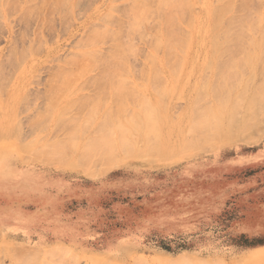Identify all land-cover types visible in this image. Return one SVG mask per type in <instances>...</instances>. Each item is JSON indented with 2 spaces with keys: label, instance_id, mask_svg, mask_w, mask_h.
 Returning <instances> with one entry per match:
<instances>
[{
  "label": "rangeland",
  "instance_id": "obj_1",
  "mask_svg": "<svg viewBox=\"0 0 264 264\" xmlns=\"http://www.w3.org/2000/svg\"><path fill=\"white\" fill-rule=\"evenodd\" d=\"M17 1H18V3H17ZM67 1L68 2L66 5H69L72 2L71 0L70 1L67 0ZM87 1L86 0H74V4H73V7L70 11V14H66V16L64 15L65 17H67V15H68L67 18L64 17L65 20L67 19L65 21V22H67V24H63V25H65V27L63 26L64 29L62 28L63 22H61L57 19V15H56V17L54 14L49 15V13H50L49 10L55 9L56 6L51 5L50 7L48 6L49 8H47V7L43 8L42 13H40L39 12L40 10L37 8L36 10H38V13H40V15H44V17H43V24L40 28V31H41L39 33L40 35L38 34L37 37L34 38L35 36L32 34H33L34 29H36V26L38 25L34 19L36 17V14L38 15L37 11L34 9L36 7H33V5L35 6V2L32 3L29 0H21L20 2H19V0H10V2H12V5L13 4L15 5V7H14V5L11 6L9 0H7V1L0 0V25H1V27H0V68L5 66L4 67L5 69H2V72H0V249L1 250L3 249L2 251L0 250V252H1L0 264H19L20 263L19 261H22L20 264H24L28 259H29V261L26 262V264L27 263L29 264L30 260H31L32 264H34V263H36V264H67V263L68 264H72V263L73 264H110V263H112V264H129V263H131V264H145V263L146 264H171V263L172 264H177V263H179V264H185V263L186 264H202V263L203 264H264V126L262 125V124H264V121L261 122L262 124H260L259 126H257V127L255 126V128L253 126H251V127H253V129L257 128L256 129L257 132L255 130H253L251 127H249V129L252 130V131H250L248 129L249 132L251 133V135H249L250 133L247 131V133H249L248 136L246 133L244 134V132H243L242 133L243 135L241 134L242 138H240L239 133L234 135V139H233V136H231L230 139L229 138L226 139V137H224V139H222L220 141L217 140V142L215 144H213V147H211L208 150L207 149H204V150L198 149V150H194V152L191 151L193 154L191 153L186 158L183 157V156H185L184 154L182 156L183 151L187 150V147H188V146L187 147L184 146V144H185L184 142H186V140L188 141L190 139L189 138L190 134L188 133V135L185 136V133H187V131L189 130L192 134L194 132V130H197V128H198L197 124H198L199 115L198 116L196 114H194L195 116L192 115V113H194L191 110L192 108L195 109L193 111H195V113H197V114L202 113L203 112L202 110H204L203 114H206L207 128L210 132H213L212 131L213 129L210 130V128H211V125L215 124V122H213V120H211V122H213L211 124L209 122L210 121L209 118L210 119L215 118L214 120L216 121V123H218L222 120L224 122L223 125L225 126V128L223 127L221 129L223 130V133H225V132H227L226 127H227V122H228V120L226 121L225 119H227L228 113L230 114L233 111H235L234 110V108L236 107L235 104L238 105L237 103L241 99V98L239 99L237 97L238 98V100H237V98H235L236 95H239L238 91L241 92V90L243 89L244 91L242 90V92H246L245 94L248 95V97L244 96V94H243V96L241 95V97H243L242 98L243 101H246V97L250 98V96H251L250 94L252 93V89H254L253 87L256 85L255 83H257L258 86L263 88L262 90L264 91V83L261 82V81H263V80H261V78H262V76H264V74H261L262 70H263L262 67H264V49H263V47H260L261 42H262L260 40L262 37H264V35H261V34H263L264 31H263V33H260L258 31V30L262 31V27L264 25V21H263L264 20V1L263 0H261V1L260 0H254V1H256L254 3V1L249 0L251 3L248 2L246 4L245 2L248 0H246V1L244 0L245 2L242 0H232L234 2V5L246 4L248 6L247 8H243V6H242V8H243L242 11H240L241 9L239 8V11L242 12V13H240V15L242 14L241 16H243V13L246 15L248 14L247 17L248 18L250 17L249 21H251V19H252L251 24L252 23L255 24V22H258L255 25V29L257 30L255 33V36H254V34H252L254 27L250 26V29H248V27H249L248 24L250 22L248 24L243 23L244 26L242 25V28L245 26H246L245 28H247L246 30L244 28V33H247L249 36V38H247L245 36L247 38V41L252 39L251 44H248L250 41L247 42L244 37H243L244 39H241L240 34H239L237 29H236V31H235V29L234 30L232 29V31H231V29H230L231 27L237 28V26L240 25L239 23L236 24L235 21L230 23V25L227 24L223 27H219V28H215V29H209L207 16L205 17L203 14V6L201 5V1L191 0L189 5L191 7L190 15L194 19L193 20L194 21L193 29L192 28L190 29L188 24H187V26L185 25V22H184V21H186L185 18L186 19H187V17L190 18V16H188L187 12H186V14H185V12L183 14V16L186 15L185 18L183 17L184 21H180L179 23L177 22L178 24H177V26H175L177 28L180 27L179 30L182 28L180 33L177 32L179 30H177V31L175 30V31H176V33H178L177 34L178 38L181 37L180 46L183 45L182 47H184V49L183 48L181 49L180 47H178L176 45V43H178V40H172V38L169 39L172 42V44L169 40L164 41L166 43V46H165V43L163 42V40L165 39V36H166V34L164 36V32L167 29L165 27L163 28V21L161 20V22H160L159 15L155 11L156 0H154V1L151 0L152 2H149L150 8H151V14L147 13V15L149 14V15H152L153 17L146 15L147 18L145 19V21H147V20L148 21L145 23L143 21V19H144L143 18L144 17L143 12H145V11H143L144 9H142L139 6V4L141 1H142V3H144V1H146V0H144V1L143 0H130V1L129 0H117V1L116 0L115 1L114 0H106V1L105 0H102V1L101 0H89L88 3H87ZM211 1H214V0H211ZM78 2L81 5L78 4ZM124 2L129 3V4H125ZM154 2H155V4H152ZM21 3H23V5ZM26 4H28V5H26ZM75 4L78 6H76ZM215 4H217V3H215ZM2 5H3V7H1ZM131 5L132 6L136 5L137 10L134 11L135 9L133 7L134 10H133V12L130 13V12H128V10H131V8H132ZM28 6L33 7L31 10H29L30 11L29 13H28V9H27ZM115 6H116V9H115ZM117 6L119 8H117ZM249 6H253V9H252V7H249ZM16 7H18V8L16 9ZM25 7H26V9H24ZM13 9L16 11H14ZM118 9H120V10H118ZM124 9L129 14L125 13ZM138 9L139 10L142 9L140 11H143L141 14V15H143L142 17L140 15L139 16L137 15L140 18V20H142V22H141L142 26L140 23H136L133 25L134 22H137L139 20V18L137 16H134V17L138 18V19L135 18L136 20L133 17H130L131 15H133V13L135 15V13H137V11H138V13H140ZM168 9H170V8H168ZM247 9H248V11H247ZM5 10H6V12H5ZM32 10L33 11L35 10V12H33ZM145 10L147 12V9H145ZM74 11L75 12L77 11V12L74 14ZM239 11H236V12L239 13ZM256 11H258V12H256ZM8 12H10V13H8ZM32 12L34 15L31 14V15H33V17L32 16H31L32 18L30 17L31 21H28V25L24 24L23 21H20L22 15H24L25 13H26L25 15H27V14H30ZM100 12H102L103 14ZM115 12L117 13V15ZM122 12H124V13H122ZM154 12L156 13L155 15L153 14ZM6 13H7V15H6ZM106 13H108V15H110L111 17H109L108 15L107 16L109 18L105 17ZM110 13H112V14H110ZM166 13H167V10H166ZM238 13H237V15H238V19H239L240 15ZM8 14H10V15H8ZM234 14L228 13L225 16V18L233 17ZM255 14L256 15L258 14L259 16H256ZM261 14H262V17H261ZM69 15H70V17H69ZM90 15H93V17H94V19H92V21H91L92 25L94 23V25H96V27H93L94 25L93 26L91 25L93 28L89 25H88L89 27L87 25L83 26L86 18ZM6 16H7V18H6ZM17 16H18V18H17ZM154 16L155 17L157 16V17L155 18ZM114 17H115V19H114ZM150 17H151V19H150ZM244 17H243V19H244ZM247 17H245V18L248 19ZM100 18L103 21H101ZM103 18H106V19L104 20ZM110 18H111V20H109ZM117 18L119 19V22H117V23L120 24V21L123 20L122 22L125 23V24H123L124 27H128V28H121L122 26L121 27L118 26V24L114 21ZM258 18H261V19H258ZM118 19H117V21H118ZM235 19H237V18H235ZM246 19H244V20H246ZM254 19H256V20H254ZM127 20H128V22H127ZM187 20L189 21V19H187ZM18 21H20V22H18ZM47 21H50V22L47 23ZM57 21H59V23H57ZM188 21H186V22H188ZM104 22H106V23H104ZM111 22H114L117 25V27L114 23H112L113 25L110 24ZM239 22H240V20H239ZM121 25H122V23H121ZM161 25H162V27H161ZM99 26L101 28L100 30H99ZM155 26L158 28V29L157 28L155 29L158 31V32L156 31L158 34L154 30ZM129 27H131V28L129 29ZM134 27H137L138 29L136 30V28H134ZM141 27H142V29H141ZM152 27H153V29H152ZM224 27L227 30H229V29L230 30L226 32V29H224ZM95 28H98V29H95ZM102 28L105 29V30H103V32H105L108 28L107 31L109 33L110 32L111 33L110 34H103V32H101L102 34H99L100 31L102 30ZM114 28H116V30H114ZM162 28L166 29V30H163ZM242 28L240 27V29H242ZM117 29L119 32L117 31ZM120 29H121V35L125 34L127 37L126 36L124 37L121 35L118 36V34H120ZM169 29H171V31L172 30L174 31V27H170ZM86 30L88 33L85 32ZM97 30H99V31H97ZM123 30H124V32H123ZM187 30L191 31L190 32L191 39L188 41H186L185 38L183 39V37H184L183 35L186 34L183 31H187ZM223 30H225V33L227 36L228 35L232 36V35L236 34L238 37V41L241 40L242 43H240V41L238 42L236 38L232 39L236 43L233 45V41L230 39V37L226 38V40L228 42H229V40L232 41L231 42L233 45V46L231 45L232 49H235V47L236 48H238V47L244 48L242 52H244L247 56V58L245 57V59L243 56H241V57H243L244 61H241V59H238V58H240L241 54L238 53L239 56L237 54H236L237 56H235L232 54L233 53L232 49H230V51H229V47H227L228 44L225 45V43H224L226 40L223 41L222 39H220L221 41H218L217 43H214L212 41L214 39V37L219 35V33H222ZM90 31H91V33H92V31L94 32L93 36L95 35V32H97L96 34H98V36L95 35V37L89 36L91 41L89 38H87L88 35L91 34V33H89ZM129 31H135L137 34H134L135 32H129ZM141 31L145 32V33L142 34ZM173 31L170 33H173V35L175 34L174 36H176V33H174L175 31L174 32ZM211 31H213V32H211ZM249 31L251 32V34ZM84 32L86 33V35H84ZM108 32H106V33H108ZM114 32L117 33V35ZM215 32H217L218 34ZM230 32L231 33L236 32V33L231 34ZM259 33L262 36L260 38V40H259L260 36L258 37ZM22 34L25 37H23ZM114 34L116 35L117 38L120 37V39H121V37L127 38V39H125L126 43H127L128 39L131 38L132 40L130 42L128 40L129 43L125 44V42L122 43L124 40H122V41L116 40V37H113ZM144 34L148 35V39H146L147 36L145 37ZM100 35H103V37L110 35L111 38L108 37V38H105L104 41H102L103 38ZM128 35H130V36H128ZM133 35H134V37L136 36L137 41H136V38L131 37ZM244 35H246V34H244ZM20 36H22L24 39ZM28 36H31L30 40L31 39L34 40V42L31 40L33 42V44H31L32 42L30 44H28L30 42V40L27 43ZM143 36H144V38H142ZM19 37H20V39L22 38L21 40L19 39L20 41H18ZM40 37L43 39H40ZM80 37L82 38V41H81ZM98 37L99 38L101 37L102 39L101 38L99 39ZM10 38H12L11 42H10ZM37 38H38V40H36ZM95 38H97L98 41ZM255 38H257V42L255 41L256 40ZM78 39H80V40H78ZM83 39H85L84 42L87 41L86 43H88V41H90V43L92 42L93 44L89 43L87 45L86 43H81V42H83ZM134 39H135V41H133ZM139 39L141 40V42L138 43ZM105 41L107 42L106 44H105ZM131 42L133 45L136 46V48L137 47L140 48L139 51H138V48L136 49L135 47H133L132 44H130ZM144 42H148V43H146L147 45ZM179 42H180V39H179ZM221 42L224 43L223 46H222ZM9 43H11L12 45H10ZM34 43H35V45H34ZM113 43H115V44L116 43H119V44L122 43V45H125V46L130 45L128 47L129 48L131 47L130 48L131 50L133 47L134 51L133 50L128 51L129 54L126 53V56L123 57V58H126L125 59L126 61H128L130 59L128 62H126L124 60L126 63L130 62V66H129V64H126L123 60H121L123 58L120 57L121 58L120 60L123 61L125 64L119 60V56L121 54H123V52L125 50H127L128 47H126V49H125V46L122 47V45L116 44L115 46L117 48H118V46H120V47H122V51L124 50L123 52L119 53L120 55H118V53L116 55V52H118L119 49H118V51H116L115 50L116 48H115ZM158 43L160 44V50L159 51H158V49L154 48V45L155 44L158 45ZM167 43L170 44V47L167 45ZM211 43H213L217 47H219L220 50L218 48L217 51H215L216 46L211 44ZM15 44H16V46H13ZM20 44L21 45L24 44V45H22L23 49H25V51L22 49L24 52L22 50H20L21 49ZM25 45L27 46L26 48L24 47ZM28 45H31V46L33 45L35 48V49H33V48L30 49V54L28 53V51H26L27 48L29 47ZM39 45H41L42 47L41 46H40L41 48L38 47ZM156 45H155V47L159 48V46L157 47ZM172 45L176 46L178 50L176 49V47H174ZM212 45L214 48H212ZM256 45H258L257 47L258 48L260 47L261 50L263 49V52H261V54L259 52V51H261L260 48L259 49L255 48ZM31 46H30V48H31ZM110 46H111V48H110ZM162 46H163V48H162ZM108 47L111 49V51L108 49ZM189 47H190V49H189ZM210 47L213 49L212 54H209L210 53L209 51H211ZM223 47H224V49H223ZM246 47H248V49ZM39 48L41 50H39ZM45 48H46V50L50 51L49 55H51V56L46 57L47 54L45 52L46 51ZM112 48H114V50L116 51V52L114 51V53H115L116 57L118 56L117 58L122 64H120L119 61L116 60L115 57L113 56L114 54H112L113 53ZM166 48L169 50L171 49L170 52L172 51V49H174L173 51H174L175 55L180 57V58H176L177 56L175 57L176 59H179V62H176L179 65L174 64L178 69L177 72L174 71V70H176L174 68L175 66L172 67V69L169 68L171 66H169V63L167 62V60L165 58H168V59H169V57H170V59L174 58L172 56V55H174V53L168 54L169 51L167 52ZM9 49L10 50L12 49V51H10ZM135 49L138 52H136ZM179 49L182 52V54L179 52ZM227 49H228V51H227ZM253 49L255 51H253ZM34 50H36V51H34ZM90 50L91 51L95 50L96 53L99 52L98 56L99 55L101 56V57L99 56L101 60L104 57L111 59V57L113 56L114 62L111 61V64H112L111 65L110 60H109L108 61L109 65H106V64L104 65L103 63H101L103 60L102 61L100 60V63L103 64L105 67L104 68L101 66L102 69L99 68L100 70L97 69V67H96L97 65L96 66L91 65L93 62L91 64L89 63L91 61H88V64H86L87 62H85V64H86L85 66L91 65L90 66L91 70L87 71L85 68V73H83V75H81L82 70H83L82 68L84 67L83 66L84 65V63H83L84 59L81 58L82 56L81 57H79V56H80V54L83 55L84 57L88 56V54H89V57L90 56L94 57V55H97L96 53H94V55L90 54L89 53V52H91ZM97 50H98V52H97ZM105 50H106V52H105ZM165 50L167 52L166 54L164 52ZM14 51H15L16 57L14 56L15 58L13 57L10 59V57H12V56L11 55L7 56V55L11 54ZM109 51L112 54L111 56H110V53H108ZM154 51H158V52L156 53ZM220 51H223L222 55H221L222 52H220ZM238 51H239V49H238ZM31 52H33V54H31ZM73 52H74V54L76 53L74 56H73ZM131 52H134V53H131ZM143 52H145V53H143ZM215 52H216V55L214 54ZM218 52H220V53H218ZM239 52H241V49ZM22 53H25V56L27 55L26 57L23 55L22 60H24V62H21L19 60L20 58L19 59L17 58L18 56L21 57ZM85 53H87V54L85 55ZM107 53L109 54V57H108ZM146 53H148V56L149 55L150 56L148 57L147 55H145ZM162 53H163V55H162ZM235 53H237V52H235ZM103 54H105V55H103ZM141 54L142 55L144 54L146 57L141 56ZM245 54H242V55H245ZM195 55H196V57H194ZM218 55H219V57L221 56V58H222V56H224V58L225 57L233 58L235 56L233 58V60L230 62L233 64L234 70L238 74L236 73V75L234 76L231 73L230 79H232L233 76H234V78L236 77V79L239 78L240 82L238 80L237 81L243 85L244 83H246L244 81L247 80V78H248V80L250 78H253V77H250V75L253 74L252 76L257 78L261 74L260 75L261 77L259 76V80H261V81H258V79L257 80L251 79L252 84L250 83V85L251 86L254 85V86H252V88H250L251 87L250 85L249 86L246 85V86H248V88H247V87H245V84H244V88L237 86V89H235L236 88L235 83H238V82H235V83L232 82L234 80L233 79L231 81L232 83H234L233 89L231 88L232 86L229 83L231 87L229 85H227L230 88L227 87L226 90L227 89H229V90H227L228 92L225 91V93H229V95L227 94L228 97L226 95L222 96V98L224 97V99H222L223 102H221L222 101L221 96L219 97V95H222V94H221V91L219 90L220 88H218L217 86L223 83L224 88H225V86H226L225 83H226V81H228V80H226L227 74L229 75V73L231 72V69L229 68L227 70L226 69L227 66L225 68V65H219L218 64V63H220V59H221V58H218ZM56 56H58V58ZM102 56H104V57L102 58ZM127 56H129L131 58H128ZM253 56H254V58H252ZM5 57L9 58V59L7 58V61L9 62L8 64H11L10 62L12 60L11 66H14L13 68L8 67L10 65H7ZM53 57H56V61ZM198 57H200V58H198ZM65 58H66V60H65ZM69 58H70V60H69ZM88 58L85 57V60L90 59V58L89 59ZM95 58H97V57H95ZM211 58L214 59L215 61L218 58L219 62L217 63V61H216L215 62L216 65H215L214 61ZM249 58H250V61L248 63L247 62L248 60L247 61H245V60L249 59ZM50 59H52V60L50 61ZM132 59H134V60H132ZM225 59L222 58V61L224 60V64H225ZM60 60H61V63H60ZM62 60L68 61V64H66L67 62H63ZM94 60H96V59H94ZM115 60H116V62H115ZM163 60H165L167 62L166 63L164 61V64L166 63L165 65L162 63ZM206 60L208 61V65L211 66V67L209 66V68H211L209 70H207L208 67L206 68V65H207ZM252 60H253V63H251ZM257 60H261V61H257ZM79 61H81V62L83 61L82 62L83 65L81 63H79ZM105 61H107V59H105ZM168 61H170V60H168ZM171 61H172V59H171ZM76 62L79 66L82 65V67H80L82 70H79V71H81V74L76 72L77 71L76 68H74V69H76V71H75L72 68V66H69L70 63H76ZM95 62L98 63L99 59L96 60ZM148 62H150V63H148ZM186 62H189V63H186ZM226 62L229 63V61H227V60H226ZM257 62H258V64H255ZM259 62L263 63V64L262 63L260 64L261 67L258 66ZM20 63H22V64H20ZM97 63H95V64H97ZM153 63H155L156 65H154ZM231 63H229L228 66L232 65ZM116 64H118L119 68L122 65H124L126 68L123 67V70H121L122 67H121V69H119L118 66H116ZM161 64H163V65H161ZM217 64L219 66H217ZM127 65H128V67H127ZM53 66L56 68V70L59 74V75H57V73L55 71V75H57L56 77L59 80V81L57 80L58 85H61L60 81L64 82L62 84L64 87L62 85L60 86V88L62 87L61 89L56 86V88L58 90L59 89L63 90V92L61 91V95H60V91L59 92L53 91L54 93H51L53 88H55L54 86L56 85V84L55 85L52 84V82L55 83L53 80H56V77L54 79L53 76H50L51 75L50 73L53 72V68H51ZM56 66H60V67L62 66L63 70H62V68L60 69L59 67L57 68ZM107 66H109V67H107ZM213 66H215V67L213 68ZM246 66L247 67L253 66L252 68H250L252 70H250L249 68H246ZM90 67H88V69ZM94 67H96V68H94ZM106 67H107L108 74L110 71L109 76L113 75L115 72V75H117V76H114V78H116V77L119 78L120 76L122 78V74H123L124 81L126 79V81L128 82V85L126 84L127 85L126 87H128V88H125L123 86L124 90L122 91V89H123L122 88L121 91H119V88L122 87V85H119V88H116V91L118 90L119 93L118 92L116 93L115 89H113L116 86L113 87V85L115 84V82L117 83L119 81V82L123 83V81L120 80V78L119 79L116 78V81H115V79L113 78V80H112V82H114V84H113L112 82H110L112 77L111 78L108 77L109 78L108 79V78H106V76H102V74L103 73L105 74V72H106V70H105ZM145 67H146V69H145ZM148 67H150L149 70H148ZM243 67L246 68V70L244 69L245 71L248 72V70H249V72L245 73L244 70H242ZM21 68H24V70L27 72H23V73L19 72L18 73V71ZM33 68H35V69H33ZM80 68H78V69H80ZM173 68H174V70H173ZM202 68H204L203 71H202ZM215 68L218 71H216ZM236 68L241 69L243 71V74H240L239 70ZM253 68H254V70H253ZM260 68H262V70H260ZM59 69L61 71H64L66 69L64 71L65 73L66 72L69 73V71H67L68 69L70 70V72L72 70V72L69 74H71L73 76L70 77V75L68 74L69 77L68 76L64 77V75L62 74L63 72L61 73L58 71ZM6 70H8V71H6ZM9 70H11V71H9ZM93 70H94V72H93ZM97 70H99V72H102V71H105V72L100 74V73H97L98 72ZM171 70L173 71V74H175V76L172 73H170ZM232 70H233V68H232ZM257 70H259V72ZM28 71H30V72H28ZM74 71L76 74L80 75V79H78L79 75H77L78 76V78H77L76 75L73 74ZM111 71H113V74H111L112 73ZM120 71H123V72H120ZM130 71H133V72H130ZM150 71H151V73H155V74H150L149 73ZM228 71H230V72H228ZM157 72H160L161 75L160 74L158 75ZM219 72H221V74H219ZM91 73H92V75H91ZM143 73H147V74H143ZM178 73H179V75H178ZM180 73H182L181 76H180ZM203 73L205 74L206 86H205V92L203 91L204 93H201V94L204 95V98L206 97L205 100L207 99V102L209 101L208 102L209 104L205 103L207 106L205 104L202 105V103L200 101L201 105L204 107V108L203 107L200 108L201 105L199 106V101L197 99H195V98H197L198 94H194V93H195V91L197 93L201 92V90L199 88H202V87H199V86L201 85V83L204 85V83L201 82L202 81L201 79L204 76V75L202 76ZM209 73H211V74H209ZM263 73H264V71H263ZM98 74H100V76ZM108 74H105V75L108 76ZM257 74H259V75H257ZM216 75L218 77L226 75V77L224 76L226 81L223 80L222 83L219 82L221 77L220 78L217 77L218 78V80H217V78L215 77ZM49 76H50V78H49ZM60 76L62 77L61 80H60ZM208 76H210V77H208ZM51 77H53V79ZM103 77L106 79V81H104L105 79ZM213 77H215V80L218 81V83L215 82L216 85H215V83H212ZM243 77L245 78L244 81H242ZM206 78H207V80H206ZM48 79L51 80L52 82H49ZM64 79L66 82L64 81ZM67 79H69L71 82ZM228 79H229V76H228ZM81 81L84 82L85 84L82 83ZM86 81L87 82L89 81L91 83L92 87H90V85H89L90 83L88 82L89 83L88 84ZM126 81H125V83H127ZM67 82H70V83H67ZM107 82H109V84H107ZM101 83H104V84H101ZM177 83H178V86L176 85ZM209 83H211V84H209ZM46 84L49 86H47ZM65 84H66V86H65ZM79 84H81L85 89L83 87H81ZM247 84H249V83H247ZM100 85L101 86L104 85V87H101ZM212 85H214V88L217 89L216 93L218 94L217 96L220 98V100H219V98L217 100V97H216V99L214 98L215 100L212 99V97H215V95L212 96L211 92H210V88ZM44 86H46V87H44ZM71 86H73V87H71ZM47 87H49V88H47ZM50 88L52 90H50ZM64 88H66V89H64ZM102 88L107 89V90H105L106 92L103 91L104 89L101 90ZM212 88H213V86H212ZM214 88H213V91H215ZM91 89L93 90L95 95L93 93H91L92 92ZM96 89H100V90L97 91ZM128 89L134 90L135 93L131 90H128ZM162 89H163V91L165 90L167 93L165 91L164 92L161 91ZM198 89H199V91H197ZM245 89L248 92L249 91H251V92L247 93V91ZM44 90L45 91L47 90V91L45 92ZM67 90H69V91H67ZM113 90H114L115 94L113 93ZM231 90H232V92H231ZM262 90L260 92H263ZM64 91H65V93H64ZM100 91H101V93H100ZM128 91H129V94H131V92L133 94H131L129 96ZM253 91L257 95L260 94L261 96L264 97V95H263L264 92L258 93V91L256 89H254ZM38 92H41V93H38ZM43 92H45L46 94H44ZM28 93L31 96H29ZM37 93L41 94V95H38ZM71 93H74V94L71 95ZM191 93H193V94H191ZM205 93H206V95H205ZM57 94L60 97H57ZM101 94L102 95L105 94V96H103V98H102ZM112 94H113V97L111 99L110 97L112 96ZM117 94H118V97L114 96ZM43 95H44V97H41ZM54 95L57 97V102H56V97ZM133 95L136 98H134ZM163 95H164V97H163ZM199 95H200V93H199ZM52 96H54V97H52ZM86 96H90V97H86ZM120 96L122 99L120 98ZM254 96H256V95H254ZM77 97H78V99L76 100ZM92 97L94 99H92ZM104 97H106V98H104ZM225 97H227V98H225ZM18 98H19V100H18ZM70 98L75 99V101H79V102H77V105L75 104L73 106H69L68 102L71 101ZM81 98H82V100H81ZM85 98H86V100H85ZM87 98H88V100H87ZM100 98H102V99H100ZM117 98L119 101L121 99L120 103L117 100L118 101L117 103H114L111 105L110 101H111V103H113ZM44 99H46L45 100L46 102H44ZM51 99L55 103L59 104V106L61 105V107H59V109L58 108L56 109V107H58V106L55 104L56 106L54 107V109H52L51 106H49V105H52V107H53L54 102H52ZM95 99H97L98 102ZM113 99H114V101H112ZM130 99H131V101H130ZM63 100L65 103L62 102ZM94 100L96 101V103H98V105L96 103H93ZM145 100L149 103L145 102ZM193 100L195 102H197V104L193 103V105H192ZM80 101H82V102L84 101L83 104ZM87 101H88V105H87ZM101 101H102V104H101ZM103 101H104V103H103ZM160 101H161V103H160ZM214 101H215L216 105L214 104ZM225 101H227V103L223 104ZM232 101H236V103H234V105H233V103H229ZM49 102L51 104H49ZM89 102H91L94 107L96 104V109L93 106H91V108H90ZM78 103L81 104V110H80V107L78 106ZM145 103H146V105H145ZM100 104H101V106H100ZM140 104L141 105L143 104V106H145V107L147 106V108L149 107V109H151L153 107L152 109L154 111H151V113L149 111V112H147L148 113L147 114L145 111L146 109H145L141 113L142 109H141ZM121 105H123V108ZM109 106H110V109H111V107H112V109H114L117 106V108H118L117 112L121 113V110H122L121 114L123 116H120L119 113L117 114L119 116V118L117 115L113 116L112 114H115V112L114 113L112 112L113 110L111 111V114L110 113L108 114L111 116H108L107 114L105 115L104 112H106L107 109H108V111L110 110ZM118 106H120V109ZM143 106H142V108H143ZM215 106H216V110H214ZM63 107H65L64 109L67 112H65L64 110L61 112V109ZM77 107L79 108V111H82V113L78 111ZM124 107L126 108L125 112H123V110L125 109ZM198 107L201 110H198ZM231 107L233 108V111H231V109H232ZM82 108L85 110H86V108H88V109L90 108V109H92V113L95 110L96 115H95V112L93 113L95 115V117L93 116L92 113H90V115H88V116H90L89 118H91V120L93 119L94 121H96V119H97L96 122H99L100 124L102 123L104 125V127H103V125L99 126L98 125L99 123L96 124V122H94L92 120V123H91L92 126L90 128V125L88 124L91 122L90 119L88 120L84 117L85 118L84 120L86 122L81 120V119H83L82 117L84 115L83 114L84 110H82ZM97 108L100 111H101V109L103 111L104 110L105 111L99 112V110ZM209 108H210V110H209ZM239 109H238V111H239ZM53 110H54V114L52 112ZM196 110L198 112H196ZM48 111L51 114H49ZM55 111L57 112V114L61 112L63 115L62 114H58V115H61L62 117L57 116ZM76 111H78L81 115H78V112H76ZM129 111H130V113H129ZM156 111L158 113H155ZM214 111H216L217 113ZM135 112H137V113H135ZM84 113H86V112H84ZM125 113H127V114H125ZM134 113L136 114V116H134ZM235 113H236V111H235ZM52 114L54 116H52ZM87 114H85L86 117H87ZM97 114H98V116H97ZM153 114H154V116L158 115V116H156L157 118L153 117ZM209 114L212 115L213 118ZM232 114H230V115H232ZM33 115H34V117H33L34 119L30 118ZM35 115H37V117ZM125 115H126V118L124 119ZM150 115L152 117H150ZM218 115L222 119L220 117H218ZM92 116H93V118H92ZM137 116L139 117L138 120H140L141 125L139 124L140 122L138 120H136ZM141 116H142V118H141ZM208 116H210V117H208ZM129 117H131V118H129ZM134 117H136V118H134ZM191 117H192V119H190ZM12 118H14V119H12ZM58 118H59L60 122H59V120L57 121ZM63 118H65L68 122H63L62 121ZM94 118H96V119H94ZM100 118L102 119V122H100L101 121ZM128 118L131 119L132 122L137 123V124L131 123V121H128ZM160 118H161V120L158 121ZM29 119H31V121ZM112 119L113 120L115 119L114 122H116V124H114ZM146 119L148 120V123H147L148 127L146 126V128H144L145 123H146ZM150 119H152V120H150ZM28 120L30 123L28 122ZM34 120H36V121H34ZM66 120H64V121H66ZM69 120H70V122H69ZM103 120L105 121V123H108L109 125L110 124L114 125V127L110 125L111 128L108 129V125L104 124ZM107 120H109V121H107ZM126 120H127L126 123L129 125H127L125 123ZM142 121H143V123H142ZM27 122L29 123L30 127L28 125H26ZM52 122L54 123V125ZM58 122L61 123L63 126H64L63 123H67V124H65V126L67 125V127H68V125H69V127H68L69 129L73 127L72 129H70L71 133L68 132V130H67L68 128H65L66 133H68V138L65 134H63V135H65V138L62 137L63 135H60L65 130L62 131V129L64 127L62 128ZM152 122L153 123L155 122V124H153ZM55 123H56L57 128H58V126H59V128L60 127L62 128L61 129L62 133H61V131L56 130ZM79 123H82V125L83 124L84 125L82 126ZM86 123H87V125H89V127L86 125ZM117 123L118 124L122 123V124H120L121 127L115 126V125H118ZM149 123H151V125ZM194 123H196V125L191 126V124H194ZM74 124L76 127L74 126ZM131 124H133V125H131ZM14 125L16 128L14 127ZM17 125H18V127H17ZM105 125H106V127H105ZM125 125L128 126L129 128L128 127L126 128ZM134 125L137 127H135ZM139 125L141 126V128ZM154 125L156 127L153 128ZM80 126H81V131H80ZM96 126L98 129L96 128ZM169 126H170V128H169ZM196 126H197V128H196ZM83 127L85 128V130H86V128L88 130H86V132H85ZM102 127L106 128V129H103ZM150 127L153 129H151ZM183 127H185V128H183ZM191 127H195V128L193 129ZM12 128H14V131H16V130L18 131V132L16 131L17 135H15L16 133L14 131L12 132V130H13ZM76 128H77V130H79L78 132L76 131ZM123 128H125L126 131L123 132V130H125ZM148 128H149V133L154 138L152 140L150 139L151 136H149V134L147 133L148 131L147 132L145 131ZM35 129H37V130H35ZM96 129L99 130L100 132L107 131V133L105 132L107 134V137L105 134L103 135L101 133L102 136L98 135V136H101V137H98L100 140H98V138L96 139V135H94V133L97 134ZM138 130H139V132H138ZM261 130H262V133H261ZM55 131H57V133L58 132L59 133L57 134ZM87 131L88 132L89 131L90 132L95 131L94 133L92 132L94 136L92 137V134L89 135L90 132L88 133ZM111 131H112V133H111ZM127 131H128V133H127ZM198 131H200V130L198 129ZM72 132H73V134H72ZM117 132H118V135H117ZM121 132H123V133H121ZM142 133L145 136H143ZM201 133H202V131H201ZM232 133L235 134L236 132H232ZM12 134H14L15 136L14 135L12 136ZM53 134H55V138L57 139V141L55 140ZM98 134H100V133H98ZM124 134H127V136L130 134L132 136V138H130V135L128 137L125 135L128 138V140L126 139V137L124 139L123 138ZM147 134L150 138L147 136ZM253 134L257 135V136H254ZM52 135H53V139H52ZM57 135H60V137H56ZM80 135L82 137H80ZM138 135H139L140 141L138 140ZM199 135H200V133H198V132H197V135L195 133H193V137H192L191 142L196 139L195 136H197L199 139L202 140L203 139L202 135H200L201 138ZM17 136H18V138H16ZM44 136H46V137H44ZM89 136H91L92 138ZM133 136H135V138ZM184 136L186 137L185 138L186 140L184 139ZM19 137H22V138H19ZM117 137H118V139H117ZM249 137H253V138H250V140H249L250 142H248V140H247ZM66 138L69 139V142ZM73 138H75L74 140L76 143L72 142V141H74ZM90 138L91 139L94 138L95 141H97V140L98 141L97 142H95L93 140L89 141ZM106 138H109V141L110 140L116 141V143H119V144H121L120 141L123 140L125 143L124 148L126 147V150L122 149L121 145H119V144L114 145V147H115L114 154L117 153V155L116 156L113 155V157H116L118 160L117 166H112L111 169L108 171H102V170L98 169L99 168L98 167L96 170L94 169L95 171L92 172L93 174H90V173L87 174L89 169H91L90 171L93 170L92 168H90L91 165L93 166L92 162L94 163L95 159H97V158L100 159V156H102L103 153H101V155H99V152L97 151L99 149H97V148L103 147V144H105L104 140ZM112 138H113V140H112ZM114 138H116V139H114ZM147 138H149L151 143L149 142V140H146ZM198 138H197V140H198ZM16 139H19V141H21V142H19L18 140L16 141ZM58 139L59 140L63 139V140H61L62 142H68V143L71 142L72 151H74L73 149H75V147H76V149L79 148L78 149L79 152L77 150H75L74 152L65 151L68 153V154L66 153V155L64 154V152H62V155L59 154L62 149L58 148V147H61L60 145L57 147V145L59 143ZM133 139L136 140L135 143H133V141L130 142ZM70 140H72V141H70ZM231 140L233 143H231ZM245 140H247V141H245ZM85 141H89L88 143L91 142L92 144L96 143L95 146L97 144H100L101 142H103L102 144H100L102 146H98V145L96 146L97 150L95 151L96 153H93L94 157L92 156V153H90L91 152L90 149L88 150V148H89L87 145L88 143L86 144ZM30 142H32L31 143L32 146H31V144H29V147H27L28 146L27 143H30ZM34 142H36V143L34 144ZM53 142H57V143L52 144ZM46 143H48V144H46ZM127 143L129 145H131L130 148L127 147V146H129ZM143 143H145V144L147 143V144L145 145ZM187 143H189V142H187ZM218 143L220 145H218ZM16 144H17V146H16ZM55 144H56V146H55ZM72 144L74 146H72ZM79 144L81 146H78ZM134 144L136 146H134ZM22 145L24 147L26 146L24 149L25 152L23 150L24 147ZM53 145L56 148V149L54 148L56 151L53 149L54 151L52 150L53 152H51L50 149L53 148V147H51ZM61 145H63V144L61 143ZM84 145H86V146H84ZM43 146H45V147L49 146V150L46 149L47 152H45V149H44V151H42L44 148ZM63 146H62V148L64 149ZM18 147L19 148L21 147V150H23V153L22 152L19 153L20 149ZM41 147H43V148H41ZM67 147H69V146H66V150H67ZM72 147H74V148H72ZM119 147H121V149ZM138 147H139V151H137ZM149 147H150V149H149ZM184 147H185V149H184ZM153 148L155 149V151L152 150ZM57 149H59V151ZM68 149L70 150V148H68ZM83 149H85V150H83ZM86 149L88 150V152L91 155L86 154V153H88ZM102 149H105V148H102ZM129 149H130V152L133 151L132 156L133 157L135 156V158L123 157V155H122L123 150L125 152H128ZM100 150H101V148H100ZM157 150L159 152L158 157H156L154 159L152 157H148V155H150V154L152 155V153L157 152ZM37 151L40 152L42 154V156L40 155L41 156V157H39L40 159H37L38 157H36V160L34 159L35 160L34 161L33 158H35L34 157L35 155L33 156L32 154H33V152L36 153ZM112 151H110V152H112ZM136 151H137L138 155L136 154ZM43 152H45L47 154V156L50 158L55 153H57L56 155H54L57 157V158L56 157L54 158L56 160L52 159V160L46 161V158L45 159L42 158L43 156L46 155V154L44 155ZM71 152L74 154V156ZM75 152H77V153H75ZM82 152H85V155H84V156H86L85 158H87V155H88V160L86 161V159H85V162H89V163L87 164L88 165L87 167L85 165V167L81 168L82 163H83L81 161L84 158H81L78 155H80ZM161 152H163V154L166 155V157L165 156L163 157L162 156L163 154L161 155ZM189 152H187V153L189 154ZM187 153L185 152V154H187ZM23 154H25L26 156ZM63 154L66 156L65 158H68V159L70 158V159L69 160L66 159V161L64 162V158H63L64 155ZM70 154H71V156H70ZM109 154H111V153L106 152V156L101 157L100 161L101 160L103 161L102 158L106 159V157L107 158L111 157ZM145 154L146 155L148 154L147 157L149 158L148 160L145 159L146 161L144 160V158L146 157V156L144 157ZM27 155L29 157H27ZM30 155L32 156V158ZM59 155H60V157H59ZM103 155H105V153ZM136 155L139 159L136 157ZM36 156H39V154H36ZM61 156H63V157H61ZM121 156L123 157V159L124 158H126V159L121 160V158H122ZM82 157H83V155H82ZM30 158L32 159V161H29ZM60 158H62V159H60ZM57 159H59V160H57ZM76 159L79 161H77ZM62 160H63V162H62ZM150 160H152L153 162ZM52 161H54L53 163L56 162L57 164H53ZM58 161H61L60 163H63V165L60 163L58 164ZM76 161H77V163L81 162L80 165H79V163L76 164ZM125 161H126V163H125ZM139 161H141V162H139ZM64 163H65V165H64ZM70 163H71V166H69ZM123 164H125V165H123ZM72 166H74L75 168ZM77 166H79V167L77 168ZM118 166H120V167H118ZM80 168L82 169V171ZM83 171H84V173H83ZM45 187H49L50 191L46 190ZM48 202L49 203L54 202L57 205L61 204L59 206H62L63 213L59 214V211L50 212L49 209H46L47 208L46 204ZM53 243H63L65 245L70 246L71 248H69L70 250L69 249L64 250L62 248L64 251H60V253L58 252L57 249L52 250L51 252L50 251H44V250L40 249V244L47 245V244H53ZM16 247H17V249H16ZM10 248H12V249H10ZM18 248H20L21 250H18ZM24 248H26V249L24 250ZM29 248H30V250H29ZM31 248H33L34 250H31ZM58 249L61 250V248H58ZM35 251L37 252V254ZM73 251H74V253H72ZM21 253H22V256L23 255L25 256V254H26L29 257L25 256L23 258L18 259V257H22V256H20ZM17 254H19V256ZM31 254H32V256H31ZM48 255H49V257H48ZM182 256H184V258ZM46 257L48 258V260ZM15 258L17 259V261ZM35 258L37 261L35 260ZM179 258H183V260H178ZM23 259L25 262L23 261ZM43 259H44V261H43ZM134 261H137V262H134ZM16 262H18V263H16ZM43 262H45V263H43ZM175 262H177V263H175ZM181 262H184V263H181Z\"/></svg>",
  "mask_w": 264,
  "mask_h": 264
},
{
  "label": "bare ground",
  "instance_id": "obj_2",
  "mask_svg": "<svg viewBox=\"0 0 264 264\" xmlns=\"http://www.w3.org/2000/svg\"><path fill=\"white\" fill-rule=\"evenodd\" d=\"M3 1H4V0H3ZM5 1H7V0H5ZM20 1H21V0H19V2H20ZM29 1L32 2V3L35 2V6L33 5V7H36V8H34L35 10L38 8V9L40 10V11H39L40 13H42L43 8H45V7L49 8L51 5H52V6H56L55 9H53V10L50 9V10H49V12H50L49 15H51V14L53 15V14H54L55 17H56V15H57V19H58L59 21L63 22V23H62V28H63V29H64V27H65V25H63V24H67V22H65L67 19L65 20V18H67L68 15H67V17H65V16H66V14H70V11H71V9H72V7H73V4H74V0H71L72 2H71L69 5H66L67 2H68L67 0H65V1L63 0L64 2H63L62 0H29ZM69 1H70V0H69ZM86 1H87V0H86ZM101 1H102V0H101ZM105 1H106V0H105ZM114 1H115V0H114ZM116 1H117V0H116ZM129 1H130V0H129ZM143 1H144V0H143ZM152 1H154V0H152ZM152 1H151V0H146V1H144V3H142V1H141L140 4H139V6H140L142 9H144L143 11H145V12L140 11V10H142V9H140V10L138 9L140 13H138V11H137L138 14L135 13V15H134V13H133V15H131L130 17H133L134 19H135V18L138 19V18H139V17H138L139 15H140L141 17L143 16V15H141L142 12H143V14H144V17H143L144 19H143V21H144V23L147 22L148 20L145 21V19L147 18V16H151V17H153L152 15H149V14H151V8H150V3H149V2H152ZM190 1H191V0H156L155 11H156V12L158 13V15H159L160 22H161V20L163 21V28L165 27V28L167 29V30H166V29H163V28H162L163 30H166L165 32L163 31V32H164V36H165V34H166L165 39L163 40V42H164L165 40L168 41L170 38H172V40H178V43H176V45H177L178 47H180L181 49H182V48L184 49V47H182L183 45L180 46V44H181V37L178 38V36H177V34L180 33V31L182 30V28L179 30L180 27L177 28V27H175V26H177V24H178L180 21H184V20H183V17L185 18L186 15L183 16V14H184V12H185V14H186V12H187V14H188V16H190V18L187 17V19H189V21L185 18V20L188 21V22L184 21V22H185V25L187 26V24H188L189 28H190V29H191V28L193 29V26H194V21H193V20H194V19H193V17L190 15V12H191V7H190V5H189V4H190ZM197 1H198V0H197ZM199 1H201V5L203 6V14H204V16H205V17L207 16L208 28H209V29H215V28L223 27V26H225V25H227V24L230 25V23H232V22L235 21L236 24L239 23L240 25H238L237 28H236V27H235V28H234V27H233V28L231 27V28H230L231 31H232V29H233V30L235 29V31H236V29H237L238 32H239V34H240L241 39H244V38H245V40L247 41V38H249V36H248L247 33H244V28H245L246 26L242 28V25H243V23H245V24L247 23V24H248V23L250 22V23L248 24V25H249L248 29H250V26H253V27H254V30H253L252 34H254V36H255V33H256V31H257V30L255 29V25H256V23H258V22H255V24L252 23V24H253V25H252V24H251L252 19H251V21H249V20H250V19H249L250 17H249V18L247 17L248 14L246 15V14L243 13V16H241L242 14L240 15V13H242V12H240V11H242L243 8H247V7H248L246 4H247L248 2H250L249 0H248V1L245 0L246 2H245L244 0H242V1H244V2L246 3V4H243V5H239V4H238V5H234V2H233L232 0H214V1H211V0H199ZM251 1H254V0H251ZM260 1H261V0H260ZM263 1H264V0H263ZM9 2H10V0H9ZM23 2H24V1H23ZM79 2H80V1H79ZM79 2H78V4H80ZM83 2H84V1H83ZM88 2H89V0L87 1V3H88ZM90 2H91V1H90ZM127 2H128V1H127ZM145 2H146V3H145ZM255 2H256V1H254V3H255ZM14 3H15V2H14ZM17 3H18V1H17ZM26 3H27V2H26ZM102 3H103V2H102ZM111 3H112V2H111ZM124 3H125V2H124ZM215 3H217V4H215ZM218 3H219V4H218ZM236 3H237V2H236ZM236 3H235V4H236ZM250 3H251V2H250ZM10 4H11V6L14 5V4L12 5V2H10ZM10 4H9V5H10ZM19 4H20V3H19ZM21 4L23 5V3H21ZM125 4H129V3H125ZM131 4H132V3H131ZM152 4H155V2L152 3ZM26 5H28V4H26ZM26 5H25V6H26ZM75 5H76V4H75ZM80 5H81V4H80ZM102 5H103V4H102ZM116 5H117V4H116ZM132 5H133V4H132ZM132 5H131V7H132L131 10H128V12H130V13L133 12L134 9H135L134 11L137 10V6H136V5L132 6ZM244 5H245V6H244ZM248 5H249V4H248ZM252 5H253V4H252ZM48 6H49V7H48ZM76 6H78V5H76ZM76 6H75V7H76ZM125 6H126V5H125ZM128 6H129V5H128ZM242 6H243V8H242ZM1 7H3V5H2ZM14 7H15V5H14ZM14 7H13V8H14ZM33 7H32V6H28V7H27V9H28V13L30 12L29 10H31ZM100 7H101V6H100ZM110 7H111V6H110ZM133 7H134V9H133ZM135 7H136V8H135ZM249 7H252V9H253V6H249ZM9 8H10V7H9ZM11 8H12V7H11ZM17 8H18V7H16V9H17ZM47 8H46V9H47ZM76 8H77V7H76ZM76 8H75V9H76ZM106 8H107V7H106ZM117 8H119V7L117 6ZM127 8H128V7H127ZM129 8H130V7H129ZM168 8H170V9H168ZM239 8L241 9L240 11H239ZM14 9H15V8H14ZM14 9H13V10H14ZM24 9H26V7H25ZM115 9H116V6H115ZM145 9H147V12H146ZM3 10H4V9H3ZM6 10H7V9H6ZM6 10H5V12H6ZM10 10H11V9H10ZM10 10H9V11H10ZM18 10H19V9H18ZM35 10H34V11L32 10V11L35 12ZM100 10H101V9H100ZM108 10H109V9H108ZM110 10H111V9H110ZM112 10H113V9H112ZM118 10H120V9H118ZM124 10H125V9H124ZM166 10H167V13H166ZM14 11H16V10H14ZM22 11H23V10H22ZM36 11H37V13H38V10H36ZM113 11H114V10H113ZM152 11H153V10H152ZM236 11H239V13L236 12ZM247 11H248V9H247ZM252 11H253V10H252ZM33 12L30 13V14H27V15H25L26 13H25L24 15H22V16H21V19L19 18L20 21H23L24 24H27V25H28V21H31L30 19H31V18L33 17V15H34ZM76 12H77V11H76ZM76 12L74 11V14H75ZM120 12H121V11H120ZM120 12H119V13H120ZM128 12L125 10V13L129 14ZM253 12H254V11H253ZM256 12H258V11H256ZM8 13H10V12H8ZM40 13H38V15L36 14V17L34 18L35 21H36L37 24H38V25L36 26V29H34L33 34H32V35L35 36L34 38H36L37 35L41 32V31H40V28H41V26H42V24H43V17H44V15H40ZM92 13H93V12H92ZM100 13H102V12H100ZM104 13H105V12H104ZM115 13H116V12H115ZM122 13H124V12H122ZM147 13H149V14L147 15ZM228 13H233V14L235 13V14L233 15V17H229V18L227 17V18H225V16H226ZM237 13L240 15V16H239V19H238V15H237ZM254 13H255V12H254ZM31 14H33V15H31ZM102 14H103V13H102ZM110 14H112V13H110ZM153 14L155 15L156 13L154 12ZM6 15H7V13H6ZM8 15H10V14H8ZM64 15H65V16H64ZM104 15H105V14H104ZM107 15H108V13H106V16H105V17H108V16L111 17L110 15H108V16H107ZM116 15H117V13H116ZM137 15H138V16H137ZM146 15H147V16H146ZM231 15H232V14H231ZM255 15H256V14H255ZM18 16H19V15H18ZM18 16H17V18H18ZM31 16H32V17H31ZM97 16H98V15H97ZM120 16H121V15H120ZM134 16H137L138 18H137V17H134ZM181 16H182V17H181ZM244 16L247 17L248 19H246ZM256 16H259V15L257 14ZM30 17H31V18H30ZM64 17H65V18H64ZM69 17H70V15H69ZM109 17H108V18H109ZM112 17H113V16H112ZM126 17H127V16H126ZM151 17H150V19H151ZM154 17H155V16H154ZM156 17H157V16H156ZM156 17H155V18H156ZM243 17H244V19H246V20H244ZM261 17H262V14H261ZM6 18H7V16H6ZM62 18H63V19H62ZM95 18H96V17H95ZM108 18H107V19H108ZM128 18H129V17H128ZM159 18H158V19H159ZM235 18H237V19H235ZM61 19H62L63 21H62ZM68 19H69V18H68ZM92 19H94L93 15L88 16V17L86 18V20H85L83 26H84V25H87V26L89 25V26H91V25H92V22H91ZM103 19L105 20L106 18H103ZM114 19H115V17H114ZM117 19H118V18H117ZM117 19L114 20L116 23L119 22V19H118V21H117ZM126 19H127V18H126ZM130 19H131V18H130ZM136 19H135V20H136ZM141 19H142V18H141ZM152 19H153V18H152ZM181 19H182V20H181ZM258 19H261V18H258ZM17 20H18V19H17ZM100 20H101V18H100ZM100 20H99V21H100ZM109 20H111V18H110ZM131 20H132V19H131ZM139 20H140V18H139ZM139 20H138L137 22H134L133 25L136 24V23H140V24H141L142 20H140V21H139ZM239 20H240L241 23L239 22ZM254 20H256V19H254ZM20 21H18V22H20ZM59 21H57V23H59ZM95 21H96V20H95ZM95 21H94V22H95ZM101 21H103V20H101ZM112 21H113V20H112ZM122 21H123V20L120 21V24L117 23L118 26H120V27L122 26L121 28H128V27H124L123 24H125V23H123ZM263 21H264V20H263ZM23 22H22V23H23ZM49 22H50V21H47V23H49ZM64 22H65V23H64ZM96 22H97V21H96ZM127 22H128V20H127ZM151 22H152V21H151ZM154 22H155V21H154ZM177 22H178V23H177ZM104 23H106V22H104ZM112 23H114V22H111L110 24H112ZM121 23H122V25H121ZM152 23H153V22H152ZM1 24H2V23H1ZM114 24H115V23H114ZM183 24H184V23H183ZM250 24H251V25H250ZM93 25H94V23H93ZM93 25H92V26H93ZM102 25H103V24H102ZM112 25H113V24H112ZM115 25H116V24H115ZM115 25H114V26H115ZM153 25H154V24H153ZM155 25H156V24H155ZM20 26H21V25H20ZM24 26H25V25H24ZM57 26H58V25H57ZM63 26H64V27H63ZM83 26H82V27H83ZM89 26H88V27H89ZM92 26H91V27H92ZM107 26H108V25H107ZM141 26H142V24H141ZM145 26H146V25H145ZM145 26H144V27H145ZM156 26H157V25H156ZM156 26L154 27V30L157 28ZM178 26H179V25H178ZM239 26H240L243 30L240 29ZM243 26H244V25H243ZM260 26H261V25H260ZM0 27H1V25H0ZM44 27H45V26H44ZM46 27H47V26H46ZM58 27H59V26H58ZM93 27H96V25H94ZM93 27H92V28H93ZM116 27H117V25H116ZM120 27H119V28H120ZM139 27H140V26H139ZM161 27H162V25H161ZM170 27H174V31H175V30H176V31L179 30V31H177L178 33H176V31L174 32V31L172 30L174 33H176V36H177V37L174 36L175 34L173 35V33H170V32H172L171 29H169ZM263 27H264V25H263ZM263 27H262V31H261V30H258L260 33H263V31H264V28H263ZM47 28H48V27H47ZM83 28H84V27H83ZM130 28H131V27H129V29H130ZM134 28H136V30L138 29L137 27H134ZM147 28H148V27H147ZM175 28H176V29H175ZM238 28H239V29H238ZM45 29H46V28H45ZM84 29H85V28H84ZM88 29H89V28H88ZM95 29H98V28H95ZM100 29H101V28H100V26H99V30H100ZM129 29H128V30H129ZM139 29H140V28H139ZM141 29H142V27H141ZM152 29H153V27H152ZM157 29H158V28H157ZM162 29H161V30H162ZM190 29H189V30H190ZM224 29H226V28L224 27ZM230 29H229V30H230ZM246 29H247V28H245V30H246ZM32 30H33V29H32ZM89 30H90V29H89ZM92 30H93V29H92ZM99 30H97V31H99ZM103 30H105V29L102 28V30L100 31V33H99V32H98V33H99V34H102L101 32H103ZM107 30H108V28H107ZM107 30H106L105 32H103V34H110V33H111V32L109 33ZM114 30H116V28H114ZM124 30H125V29H124ZM124 30H123V32H124ZM126 30H127V29H126ZM133 30H134V29H133ZM148 30H149V29H148ZM154 30H153V31H154ZM220 30H221V29H220ZM220 30H219V31H220ZM229 30L226 29V32L229 31ZM241 30H242V31H241ZM42 31H43V30H42ZM82 31H83V30H82ZM95 31H96V30H95ZM117 31H118V29H117ZM117 31H116V32H117ZM156 31H157V30H155V32H156ZM23 32H24V31H23ZM85 32H87V30H86ZM85 32H84V35H86ZM106 32H108V33H106ZM112 32H113V31H112ZM118 32H119V31H118ZM118 32H117V33H118ZM129 32H135V31H129ZM129 32H128V33H129ZM138 32H139V31H138ZM157 32H158V31H157ZM157 32H156V33H157ZM183 32L186 33V34L183 35V36H184L183 39L185 38L186 41L190 40V39H191V34H190L191 31H188V30H187V31H183ZM211 32H213V31H211ZM220 32H221V31H220ZM245 32H246V31H245ZM249 32H250V31H249ZM44 33H45V32H44ZM44 33H43V34H44ZM87 33H88V32H87ZM89 33H91V31H90ZM93 33H94V32L92 31V33H91L92 35H91V34H90V35L87 34V35H88L87 38L90 39L89 36H93ZM96 33H97V32H95V35L98 36V34H96ZM114 33H115V32H114ZM117 33H115V34L117 35ZM141 33L143 34V33H145V32H142V31H141ZM215 33H217V32H215ZM215 33H214V34H215ZM230 33H231V32H230ZM232 33L235 34L236 32H235V33L232 32ZM232 33H231V34H232ZM260 33H259V35H258V37L260 36V37H259V40H260V38L262 37L261 35H264V33L261 34V35H260ZM25 34H26V33H25ZM112 34H113V33H112ZM115 34L113 35V37H116ZM131 34H132V33H131ZM131 34H130V35H131ZM134 34H137V33L135 32ZM157 34H158V33H157ZM217 34H218V33H217ZM217 34H216V35H217ZM227 34H228V33H227ZM244 34H246V35H244ZM250 34H251V32H250ZM39 35H40V34H39ZM95 35H94L93 37H95ZM120 35H121V29H120V34H118V36H120ZM130 35H128V36H130ZM144 35H145V34H144ZM171 35H172V36H171ZM210 35H211V34H210ZM235 35H236V34H235ZM235 35H232V36H231V35H230V36L228 35V36H227L226 33H225V30H223L222 33H219V35L215 36L214 39H213L212 41H213L214 43H217L218 41H221L220 39H222L223 41L226 40L227 37H230L231 40L234 39V38H236L237 41H238V37H237V35H236V36H235ZM22 36H23V34H22ZM22 36H20V37H22ZM100 36H102V38H103V39H102V38L100 37V38L102 39V41H104L105 38L110 37V35H107V36H104V37H103V35H100ZM121 36H124V37H125L126 35H125V34H124V35L122 34ZM146 36H147L146 39H148V35H145V37H146ZM158 36H159V35H158ZM161 36H162V35H161ZM180 36H181V35H180ZM245 36H246L247 38H246ZM254 36H253V37H254ZM20 37L18 38V41H20V40H21L23 37H25V36H23L21 39H20ZM30 37H31V36H28L27 43H28V41L30 40ZM113 37H112V38H113ZM124 37H121V39H120V37H119V38L116 37V40H121V41L124 40V41L122 42V43H124V42H125V39H127V38H124ZM126 37H127V36H126ZM131 37H134V35L131 36ZM137 37H138V36H137ZM211 37H212V36H211ZM243 37H244V38H243ZM258 37H257V38H258ZM32 38H33V37H32ZM44 38H45V37H44ZM80 38H81V37H80ZM87 38H86V39H87ZM98 38H99V37H98ZM100 38H99V39H100ZM110 38H111V37H110ZM123 38H124V39H123ZM134 38H136V36H135ZM140 38H141V37H140ZM142 38H144V36H143ZM162 38H163V37H162ZM173 38H174V39H173ZM257 38H255V39H256V40H255L256 42H257ZM262 38H263V39H262ZM262 38H261V40H260V41H262L260 47H263V49H264V37H262ZM11 39H12V38H10V42H11ZM19 39H20V40H19ZM23 39H24V38H23ZM40 39H43V38L40 37ZM95 39H97V38H95ZM179 39H180V42H179ZM183 39H182V40H183ZM210 39H211V38H210ZM210 39H209V40H210ZM250 39H251V38H250ZM31 40H32V39H31ZM31 40H30V42H29L28 44H30L32 41L34 42V40H32V41H31ZM36 40H38V38H37ZM78 40H80V39H78ZM78 40H77V41H78ZM84 40H85V39H83V42H81V43H86V42H87V41L84 42ZM92 40H93V39H92ZM106 40H107V39H106ZM112 40H113V39H112ZM128 40H129V42H130L132 39L130 38V39H128ZM128 40H127V43L125 42V44H128V43H129ZM139 40H140V39H139ZM139 40H138V43L141 42V40H140V41H139ZM143 40H144V39H143ZM245 40H244V41H245ZM13 41H14V40H13ZM81 41H82V38H81ZM90 41H91V39H90ZM90 41H88V43H86V44L88 45V44L90 43ZM97 41H98V39H97ZM100 41H101V40H100ZM102 41H101V42H102ZM133 41H135V39H134ZM136 41H137V38H136ZM167 41H166V42H167ZM169 41H170V40H169ZM183 41H184V40H183ZM186 41H185V42H186ZM210 41H211V40H210ZM210 41H209V42H210ZM232 41H233V45L236 44V43L234 42V40H232ZM232 41L229 40L230 43H231ZM239 41H240V43H242L241 40H239ZM239 41H238V42H239ZM248 41H250L248 44H251L252 39H251V40H248ZM248 41H247V42H248ZM7 42H8V41H7ZM22 42H23V41H22ZM33 42H32L31 44H33ZM101 42H100V43H101ZM148 42H149V41H148ZM148 42H144V43L146 44V43H148ZM170 42H171V41H170ZM229 42L226 40L224 43H225V45L228 44L227 47H229V51H230V49H232V46H233V45H232V43L230 44ZM258 42H259V41H258ZM91 43H92V42H91ZM91 43H90V44H91ZM106 43H107V42L105 41V44H106ZM108 43H109V42H108ZM122 43H121V44L116 43V44H117V45H122ZM149 43H150V42H149ZM152 43H153V42H152ZM156 43H157V42H156ZM164 43H165V42H164ZM221 43H222V46H223L224 43H223V42H221ZM262 43H263V44H262ZM9 44L12 45L11 43H9ZM25 44H26V43H25ZM79 44H80V43H79ZM92 44H93V43H92ZM96 44H97V43H96ZM98 44H99V43H98ZM103 44H104V43H103ZM113 44H114V46L116 45L115 43H113ZM130 44H132V42H131ZM140 44H141V43H140ZM140 44H139V45H140ZM161 44H162V43H161ZM171 44H172V42H171ZM173 44H174V43H173ZM185 44H186V43H185ZM211 44H213V43H211ZM229 44H230V45H229ZM259 44H260V43H259ZM10 45H9V46H10ZM20 45H21V44H20ZM22 45H24V44H22ZM22 45H21V49H20V50L23 49V46H22ZM26 45H27V44H26ZM26 45L24 46L25 48L27 47ZM34 45H35V43H34ZM132 45H133V44H132ZM132 45H131V46H132ZM136 45H137V44H136ZM146 45H147V44H146ZM155 45H156V44H155ZM155 45H154V48H155V49H158V51H159V50H160V44L158 43V45H156L157 47L159 46V48H156ZM167 45L170 47V44L167 43ZM213 45H215V44H213ZM213 45H212V48H214ZM231 45H232V46H231ZM13 46H16V44L13 45ZM28 46H29V47L27 48L26 51H28V53L30 54V49H32V48L35 49V48H34L33 45H32V46H31V45H28ZM30 46H31V48H30ZM40 46H41V45H39L38 47H40ZM75 46H76V45H75ZM75 46H74V47H75ZM111 46H112V45H111ZM111 46H110V48H111ZM124 46H125V45H122V47H124ZM128 46H130V45H128ZM128 46H125V49H126V47H128ZM165 46H166V43H165ZM172 46H174V45H172ZM184 46H185V45H184ZM215 46H216V45H215ZM230 46H231V47H230ZM250 46H251V45H250ZM257 46H258V45H256L255 48L259 49L260 47L258 48ZM35 47H36V46H35ZM41 47H42V46H41ZM41 47H40V48H41ZM93 47H94V46H93ZM112 47H113V46H112ZM119 47H120V46H118V48H117V47L115 46V48H116L115 50H116V51H118V49H119L118 52H116V51L114 50V48H112V50H113V53H112V54H114L113 56L115 57L116 60H118V58H117L118 56L116 57L117 53H118V55H120L119 53H121V52L124 51V50L122 51V47H120V48H119ZM133 47L136 48L135 45H133ZM133 47H132V50H133ZM174 47H176V46H174ZM251 47H252V46H251ZM9 48H10V47H9ZM13 48H14V47H13ZM40 48H39V50H41ZM99 48H100V47H99ZM110 48L108 47V49L111 51ZM130 48H131V47H130ZM130 48L128 47L129 50L127 49V50H125V51L123 52L124 55L121 54V55L119 56V60H120L121 58H123L124 56H126V53L129 54L128 51H132ZM137 48H138V47H137ZM137 48H136V49H137ZM162 48H163V46H162ZM164 48H165V47H164ZM200 48H201V47H200ZM210 48H211V47H210ZM212 48H211V51L213 50ZM218 48H219V47L216 46V47H215V49H216L215 51H217ZM246 48L248 49V47H246ZM249 48H250V47H249ZM123 49H124V48H123ZM136 49H135V50H136ZM139 49H140V48H138V51H139ZM176 49H177V47H176ZM189 49H190V47H189ZM223 49H224V47H223ZM238 49H239V51H240V49H241V52H239ZM243 49H244V48H242V47H241V48H239V47L236 48V47H235V49H232V51H233L232 54H233V55H235V56L238 55V56H239V54H241V55H240V58H238V59H241V61H244L245 57L247 58L246 54H245L244 52H242ZM263 49L261 50V48H260L261 51L258 50V51L260 52V54H261V52H263ZM9 50H10V49H9ZM23 50L25 51V49H23ZM23 50H22V51H23ZM45 50H46V48H45ZM84 50H85V49H84ZM98 50H99V49H98ZM98 50H97V52H98ZM120 50H121V51H120ZM166 50H167V52L169 51L168 54H169V53H174V51H173L174 49H172L173 52H172V51L170 52L171 49L169 50V49L166 48ZM166 50L164 51L165 54L167 53ZM177 50H178V49H177ZM207 50H208V49H207ZM219 50H220V48H219ZM235 50H236V51H235ZM250 50H251V49H250ZM10 51H12V49H11ZM24 51H23V52H24ZM32 51H33V50H32ZM34 51H36V50H34ZM82 51H83V50H82ZM90 51H91V50H90ZM107 51H108V50H107ZM110 51H109L108 53H110V56H111L112 54H111ZM114 51L116 52V55H115ZM133 51H134V50H133ZM138 51L136 50V52H138ZM140 51H141V50H140ZM158 51H154V52L157 53ZM211 51H209V52H210L209 54H212V53H213V51H212V52H211ZM223 51H224V50H223ZM223 51H220V52H222L221 55L223 54ZM227 51H228V49H227ZM232 51H231V52H232ZM251 51H252V50H251ZM251 51H250V52H251ZM253 51H255V50L253 49ZM8 52H9V51H8ZM16 52H17V51H16ZM39 52H40V51H39ZM45 52H46V54H47L46 57L51 56V55H49V52H50V51L46 50ZM86 52H87V51H86ZM103 52H104V51H103ZM105 52H106V50H105ZM179 52L182 54V52L180 51V49H179ZM220 52H218V53H220ZM235 52H237V53H235ZM13 53H14V54H13ZM87 53H88V52H87ZM87 53H85V55H86ZM89 53L92 54V55H94V53H96V51L94 50V51H91V52H89ZM108 53H107V55H108V57H109V54H108ZM131 53H134V52H131ZM143 53H145V52H143ZM189 53H190V52H189ZM238 53H239V54H238ZM6 54H7V53H6ZM26 54H27V53H26ZM31 54H33V52H31ZM75 54H76V53H75ZM75 54H74V52H73V56H74ZM77 54H78V53H77ZM96 54H97V55H94V57H93V56H92V57H91V56L89 57V54H88V56H85V57H87V58L89 57V58H90V59L88 58L89 60H87V59L85 60V57H84L83 55L80 54L79 57L82 56L81 58L84 59V62L82 61V62L84 63V65L82 64L81 61H79V63H81V64L84 66V67L82 68L83 70L80 68V67H82V65L79 66V65L77 64V62H76V63H70L69 66H72L73 69L76 68L77 71H76V69H74V70H75L76 72L80 73V74H81V71H79V70H82V74H81V75H83V73H85V68H86L87 71L91 70V67H90L91 65H94V66L97 65V66H96L97 69H99V68L102 69V67H104L105 64H106V65H109V63H108L109 60H110V64H111V61L114 62V57H113V56L111 57L112 60H111V59H108V58H105L104 56H102V58L104 57V58L102 59V60H103V61H102V60L100 59L101 56H100V55H99L100 57L98 56L99 52L96 53ZM181 54H180V55H181ZM214 54L216 55V52H215ZM214 54H213V55H214ZM236 54H237V55H236ZM242 54H245V55H242ZM10 55L12 56V57H10V59L13 58L14 56L16 57L15 51L12 52L11 54L7 55V56H10ZM23 55L25 56V53H22V54H21V57H20V56L17 57L18 59L20 58L19 60H20L21 62H24V60H22ZM71 55H72V54H71ZM103 55H105V54H103ZM130 55H131V54H130ZM132 55H133V54H132ZM145 55L148 56V53H146ZM145 55H144V54H143V55L141 54V56H143V57H144ZM152 55H153V54H152ZM162 55H163V53H162ZM26 56H27V55H26ZM26 56H25V57H26ZM69 56H70V55H69ZM73 56H72V57H73ZM149 56H150V55H149ZM149 56H148V57H149ZM172 56L174 57V58H171L172 61H171L170 57H169V59H168V58H165V59L167 60V62L169 63V66H171V67H169L170 69H172V67H174L175 65H179V64L176 63V62H179V59H176V58H180V57L177 56V55H175V53H174V55H172ZM176 56H177V57H176ZM182 56H183V55H182ZM206 56H207V55H206ZM235 56H234V57H235ZM241 56H243L244 59H243V57H241ZM15 57H14V58H15ZM25 57H24V58H25ZM56 57L58 58V56H56ZM56 57H53V58L55 59V61H56ZM95 57H97V58H95ZM120 57H121V58H120ZM127 57H128V58H131V57H129V56H127ZM135 57H136V56H135ZM145 57H146V56H145ZM161 57H162V56H161ZM175 57H176V58H175ZM194 57H196V55H195ZM215 57H216V56H215ZM234 57H233V58H234ZM261 57H262V56H261ZM7 58H8V57H5V60H6V62H7V65H10V66H8V67L13 68L14 66H11V64H12V60H11V62H10L11 64H8L9 62L7 61ZM53 58H52V59H53ZM132 58H133V57H132ZM163 58H164V57H163ZM198 58H200V57H198ZM218 58H221V56L219 57V55H218ZM218 58H217V60H216L217 63L219 62ZM222 58H223V59L226 58V59H225V64H224V60L222 61ZM222 58L220 59V63H218V64H219V65H225V68H226V66H227L226 69L228 70V69L230 68V69H231V72L228 71V72H230L229 75L227 74V78H226V80H228V81L225 80L226 75H224L225 77H224V76H220L221 78L218 77L217 75L215 76L216 78H217V77L220 78V81H219V82H221V83L223 82V80L226 81V83H225V85H226L225 88H224L223 83L217 86L218 88H220L219 90L221 91V94H222V95H219V97L221 96V100L224 99V97L222 98V96H224V95L227 96V94L229 95V93H225V91L229 90V89L226 90L227 87L230 88V87L232 86L231 88L233 89V84H234L235 82H238V81L240 82V79H239V78H238V79H236V77L234 78V76L236 75L237 72H235L234 67H233V64L230 62V61L233 60V58H229V57H225V58H224V56H222ZM252 58H254V56H253ZM1 59H2V58H1ZM8 59H9V58H8ZM52 59H50V61H51ZM94 59H96V60L99 59V62H98V63L95 62L96 60H94ZM105 59H107V61H105ZM125 59H126V58H123V59H121V60L124 61ZM134 59H135V58H134ZM134 59H132V60H134ZM174 59H175V60H174ZM203 59H204V58H203ZM211 59H212V58H211ZM2 60H3V59H2ZM65 60H66V58H65ZM69 60H70V58H69ZM76 60H77V59H76ZM79 60H80V59H79ZM100 60L102 61L101 63H103L104 65L100 63ZM116 60H115V62H116ZM119 60H118V61H119ZM121 60H120V61H121ZM129 60H130V59H129ZM129 60H128V61H129ZM168 60H170V61H168ZM194 60H195V59H194ZM197 60H198V59H197ZM204 60H205V59H204ZM208 60H209V59H208ZM212 60L214 61V64H215L216 61H215L214 59H212ZM226 60L229 61V63H231L232 65L228 66L229 63L226 62ZM247 60H248V61H247ZM3 61H4V60H3ZM62 61H63V60H62ZM88 61H91V62H89L90 64L93 62L91 65H89V66L87 65L88 67H90L89 69H88L87 66H85L86 64H88ZM120 61H119V63L122 64V63H124L126 60H125L124 62L121 61L122 63H121ZM128 61H126V62H128ZM164 61H165V60H163V62H162L163 64H164ZM180 61H181V60H180ZM206 61H207V60H206ZM245 61H247V62L249 63L250 58H249V59H246ZM257 61H261V60H257ZM58 62H59V61H58ZM63 62H67L66 64H68V61H63ZM69 62H70V61H69ZM85 62H87V63L85 64ZM104 62H105V63H104ZM113 62H112V63H113ZM126 62H125V63H126ZM165 62H166V61H165ZM167 62H166V63H167ZM171 62H172V63H171ZM211 62H212V61H211ZM237 62H238V61H237ZM18 63H19V62H18ZM60 63H61V60H60ZM95 63H97V64H95ZM99 63H100L101 65H100ZM107 63H108V64H107ZM117 63H118V62H117ZM125 63H124V64H125ZM148 63H150V62H148ZM166 63H165V64H166ZM186 63H189V62H186ZM221 63H222V64H221ZM233 63H234V62H233ZM251 63H253V60L251 61ZM261 63H262V62H261ZM261 63L259 62V65H258V66H260ZM20 64H22V63H20ZM64 64H65V63H64ZM71 64H72V65H71ZM120 64H119V65H120ZM126 64H129V66H130V62H129V63H126ZM151 64H152V63H151ZM153 64L156 65L155 63H153ZM163 64H161V65H163ZM165 64H164V65H165ZM172 64H173V65H172ZM174 64H175V65H174ZM212 64H213V63H212ZM214 64H213V65H214ZM218 64H217V66H219ZM234 64H235V63H234ZM245 64H246V63H245ZM255 64H258V62L255 63ZM262 64H263V63H262ZM76 65H77V66H76ZM98 65H99L100 67H99ZM111 65H112V64H111ZM215 65H216V64H215ZM250 65H251V64H250ZM250 65H249V66H250ZM18 66H19V65H18ZM66 66H67V65H66ZM73 66H74V67H73ZM75 66H76V67H75ZM101 66H102V67H101ZM116 66H118V64H116ZM120 66H121V65H120ZM143 66H144V65H143ZM209 66H210V65H208V61H207V65H206V68L208 67L207 70L211 69V68H209ZM231 66H232V67H231ZM256 66H257V65H256ZM262 66H263V65H262ZM4 67H5V66H4ZM4 67H1V68H0V69H1L0 72H2V69H5ZM8 67H7V68H8ZM56 67H57V68L59 67L60 69L62 68V66H61V67H60V66H56ZM96 67H94V68H96ZM107 67H109V66H107ZM107 67H106V69H105L106 72H105V71L99 72V70H100V69H99V70H97V71H98L97 73L102 74L103 72H105V74H108ZM121 67H122V69H121ZM121 67L119 68V66H118L119 69L123 70V67H125V66L122 65ZM127 67H128V65H127ZM164 67H165V66H164ZM210 67H211V66H210ZM214 67H215V66H213V68H214ZM235 67H236V66H235ZM241 67H242V66H241ZM252 67H253V66H252ZM252 67H247V66H246V68H249V69L252 68ZM254 67H255V66H254ZM260 67H261V66H260ZM17 68H18V67H17ZM35 68H36V67H35ZM35 68H33V69H35ZM51 68H53V72L50 73V74H51L50 76H53L54 79H55V77H56L57 75H59V74H58V72H57V70H56V68H55L54 66L51 67ZM54 68H55V69H54ZM78 68H80V69H78ZM104 68H105V67H104ZM125 68H126V67H125ZM149 68H150V67H148V70H149ZM166 68H167V67H166ZM169 68H168V69H169ZM174 68H175L176 70H174ZM174 68H173V70H174L175 72H177V71H178L177 67L175 66ZM216 68H217V67H216ZM216 68H215V70H216ZM225 68H224V69H225ZM232 68H233V70H232ZM246 68L243 67L242 70H244V69L246 70ZM262 68H263V70H262ZM262 68H260V70H262V73H261V74H264V73H263V71H264V67H262ZM15 69H16V68H15ZM60 69H59L58 71L61 72V73L63 72L62 74L64 75V77H65V76H68V77H69V75H70V77L73 76V75L69 74V73L72 72V70H71V72H70V70L68 69L67 71H69V73H68V72L65 73L64 71H65L67 68H66L64 71H61ZM70 69H71V68H70ZM92 69H93V68H92ZM143 69H144V68H143ZM145 69H146V67H145ZM203 69H204V68H202V71H203ZM236 69H238V68H236ZM255 69H256V68H255ZM257 69H258V68H257ZM49 70H50V69H49ZM49 70H48V71H49ZM62 70H63V68H62ZM95 70H96V69H95ZM164 70H165V69H164ZM166 70H167V69H166ZM189 70H190V69H189ZM238 70H239L240 74H243V71H242L241 69H238ZM245 70H244L245 73H248V72H249V70H248V72L245 71ZM250 70H252V69H250ZM253 70H254V68H253ZM6 71H8V70H6ZM9 71H11V70H9ZM55 71H56L57 75H55ZM75 71L73 72V74L76 75V77L78 78L77 75H79V74H76ZM83 71H84V72H83ZM87 71H86V72H87ZM124 71H125V70H124ZM157 71H158V70H157ZM216 71H218V70H216ZM225 71H226V70H225ZM241 71H242V72H241ZM257 71L259 72V70H257ZM19 72L23 73V72H27V71H25L24 68H21V69L18 71V73H19ZM28 72H30V71H28ZM93 72H94V70H93ZM111 72H112L111 74H113V71H111ZM120 72H123V71H120ZM125 72H126V71H125ZM125 72H124V73H125ZM130 72H133V71H130ZM162 72H163V71H162ZM250 72H251V71H250ZM252 72H253V71H252ZM258 72H257V73H258ZM260 72H261V71H260ZM21 73H20V74H21ZM52 73H53V74H52ZM149 73H150V74H155V73H151V71H150ZM149 73H148V74H149ZM163 73H164V72H163ZM170 73L173 74V71L171 70ZM222 73H223V72H222ZM231 73L234 75V76L232 75V76H233L232 79H230V77H231V76H230ZM2 74H3V73H2ZM5 74H6V73H5ZM47 74H48V73H47ZM68 74H69V75H68ZM95 74H96V73H95ZM100 74H98V75L100 76ZM105 74L103 73L102 76H106V78H108V77L111 78V77H112L111 80H110V82H112L114 76H117V75H115V72H114L113 75L109 76V75H110V71H109L108 76L105 75ZM126 74H127V73H126ZM126 74H125V75H126ZM143 74H147V73H143ZM157 74L159 75L160 72H157ZM168 74H169V73H168ZM181 74H182V73H180V76H181ZM209 74H211V73H209ZM219 74H221V72H219ZM237 74H238V73H237ZM249 74H250V73H249ZM259 74H260V73H259ZM259 74H257V75H259ZM261 74H260V75H261ZM60 75H61V74H60ZM91 75H92V73H91ZM118 75H119V74H118ZM128 75H129V74H128ZM160 75H161V74H160ZM173 75L175 76V74H173ZM178 75H179V73H178ZM203 75H204V76H203ZM212 75H213V74H212ZM212 75H211V76H212ZM252 75H253V74H252ZM252 75H250V77H253V78H250L249 80H248V78H247V80L244 81L245 78H244V77L242 78V81L246 82V83L243 82V83L245 84V87L248 88V86L250 85V83H251V81H252L251 79H256V80L258 79V81L263 80V81H261V82L264 83V76H262L261 80H259V76H260V75H259L257 78H255V77L252 76ZM255 75H256V74H255ZM47 76H48V75H47ZM50 76H49V78H50ZM95 76H96V75H95ZM99 76H98V77H99ZM119 76H120V75H119ZM119 76H118V77H119ZM126 76H127V75H126ZM174 76H173V77H174ZM202 76H203L204 79L202 78V79H201L202 81H201L200 79H199V80H200L201 82H203L204 85L200 82L201 85H200L199 87H202V88H199V89L201 90V92H199L200 95H199V93H197L196 91H195V93H194V94H198L197 98H195V99H197V100L199 101V106L201 105V103H202V105H203V104H205V103L207 104V103L209 102V101L207 102V99L205 100L206 97L204 98V95L201 94V93H204V92H205V86H206V84H205V82H206V81H205V74L203 73ZM228 76H229V79H228ZM53 77H51V78L53 79ZM124 77H125V76H124ZM173 77H172V78H173ZM208 77H210V76H208ZM215 77H213V79H212V83H215V82L218 83V81L215 80ZM222 77H223V78H222ZM260 77H261V76H260ZM61 78H62V77L60 76V80H61ZM73 78H74V77H73ZM87 78H88V77H87ZM93 78H94V77H93ZM103 78H104V77H103ZM103 78H102V79H103ZM109 78H108V79H109ZM116 78H117V77H116ZM116 78H114L115 81H116ZM119 78H120V80L123 81V83L118 81L117 83L115 82V84H114V82H112V83L114 84L113 87L116 86L115 88H113V89H115V91H116V88H119V85H122V87L119 88V91H121V89L123 88V86H124L125 88H128V87H126V86L128 85V82H127L126 79H125V81L127 82V83H125V81H124V79H123V74H122V78H121V76H120ZM119 78H117V79H119ZM218 78H217V80H218ZM78 79H80V75H79V78H78ZM95 79H96V78H95ZM97 79H98V78H97ZM99 79H100V78H99ZM104 79H105V78H104ZM221 79H222V80H221ZM233 79H234V80H233ZM235 79H236V80H235ZM57 80H58V78L56 77V80H53L55 83H53L51 80L48 79V81H49V82H52V84H54V85L56 84V85L54 86L55 88H53V90L50 88V90H52L51 93H54L53 91H58V92L60 91V95H61V91L63 92V90H60V89L62 88V87L60 88V86H61L64 82H63V81H60V82H61V85H58ZM62 80H63V79H62ZM67 80H69V79H67ZM172 80H173V79H172ZM206 80H207V78H206ZM232 80H233V81H232ZM237 80H238V81H237ZM58 81H59V80H58ZM64 81H65V79H64ZM69 81H70V80H69ZM84 81H85V80H84ZM104 81H106V79H105ZM231 81L234 82V83H232ZM60 82H59V83H60ZM65 82H66V81H65ZM70 82H71V81H70ZM70 82H67V83H70ZM81 82H82V81H81ZM86 82H87V81H86ZM88 82H89V81H88ZM88 82H87V83H88ZM95 82H96V81H95ZM160 82H161V81H160ZM239 82H238V83H235V85H236V88H235V89H237V86H238V87L240 86L241 88H244V84L242 85V84H240ZM74 83H75V82H74ZM82 83H84V82H82ZM89 83H90V82H89ZM89 83H88V84H89ZM119 83H120V84H119ZM124 83H125V84H124ZM200 83H199V84H200ZM229 83L231 84V86H230ZM241 83H242V82H241ZM247 83H249V84H247ZM48 84H49V83H48ZM84 84H85V83H84ZM92 84H93V83H92ZM95 84H96V83H95ZM101 84H104V83H101ZM107 84H109V82H107ZM110 84H111V83H110ZM126 84H127V85H126ZM129 84H130V83H129ZM163 84H164V83H163ZM167 84H168V83H167ZM209 84H211V83H209ZM251 84H252V83H251ZM255 84H256L255 86H254V85H252V86H254L253 88L256 89V90L258 91V93H259L263 88H261L260 86H258L257 83H255ZM19 85H20V84H19ZM44 85H45V84H44ZM46 85H47V84H46ZM49 85H50V84H49ZM49 85H47V86H49ZM67 85H68V84H67ZM79 85H80L81 87H83L81 84H79ZM79 85H78V86H79ZM89 85H90V87H92V86H91V83H90ZM89 85H88V86H89ZM111 85H112V84H111ZM117 85H118V86H117ZM176 85L178 86V83H177ZM202 85H203V86H202ZM215 85H216V83H215ZM222 85H223V86H222ZM227 85H229L230 87L227 86ZM241 85H242V86H241ZM246 85H248V86H246ZM56 86L59 87L60 89L58 90V89L56 88ZM62 86H63V85H62ZM65 86H66V84H65ZM84 86H85V85H84ZM96 86H97V85H96ZM96 86H95V87H96ZM100 86H101V85H100ZM108 86H109V85H108ZM164 86H165V85H164ZM212 86H213V88H214V85H212ZM212 86H211V88H210V92H211V95H212V96L215 95V97H212V99L215 100L216 97H217V100H218L219 97L217 96L218 94L216 93V90H217V89L214 88L215 91H213ZM250 86H251V85H250ZM252 86H251L250 88H252ZM19 87H20V86H19ZM44 87H46V86H44ZM63 87H64V86H63ZM68 87H69V86H68ZM71 87H73V86H71ZM95 87H94V88H95ZM101 87H104V85L101 86ZM105 87H106V86H105ZM133 87H134V86H133ZM195 87H196V86H195ZM256 87H257L258 89H257ZM23 88H24V87H23ZM47 88H49V87H47ZM69 88H70V87H69ZM83 88H84V87H83ZM130 88H131V87H130ZM161 88H162V87H161ZM222 88H223V89H222ZM250 88H249V89H250ZM64 89H66V88H64ZM84 89H85V88H84ZM103 89H104V88H102L101 90H103ZM169 89H170V88H169ZM199 89H198L197 91H199ZM211 89H212V90H211ZM239 89H240V88H239ZM254 89H252V93L250 94V95H251L250 98H247L248 95L245 94L246 92H242L243 89L241 90V92L238 91V94H239L240 96H239V95H236L235 98L238 97L239 99H240V98H241V99L238 101V103H237L238 105L235 104V106L237 107V108H236V107L234 108V110L236 111V113H235V111H233V108H232V107H231L232 109H231V108H230V109H231V111H233V112H232L233 114L230 113V114H232V115H230V114L227 112V113H228V117H227V119H225V120H226V121L228 120V122H227V127H226V129H227L226 131H227V132H225V133H223V130L221 129V128H223V127L225 128V126L223 125L224 122H223L222 120H221L222 122L220 121V122L216 123V121L214 120L215 118H214V119H210V118H209V120H210L209 122H210L211 124H212L213 122H215V124H214V125H211V128H210V130L213 129L212 131H213L214 133H213V132H210V131L208 130V128H207L206 114H203V113H204V110H202V111H203L202 113L197 114V113H195V111H193V110H195V109L192 108L191 110H192V112H194V113H192V115H194V114H196L197 116L199 115V117H198V124H197V125H198V128H197V126H196L197 130H194V132H193V131H192V132L195 133L196 135H197V132L200 133V135H202V138H203V139L201 140V139H199L197 136H195L196 139H195L194 141L191 142L192 137H193V133L191 134V132L188 130L187 133H185V136L188 135V133H189V134H190V137H189V138H190V139H189L190 141H189V140L187 141V140L185 139L186 137L184 136V139L186 140V142H184V143H185L184 146H186V147L188 146V147H187V150H184V151H183L182 156H183V154H184L185 156H183V157L186 158V157H188V155H190V154L192 153L191 151L194 152V150H198V149H199V150H204V149H207V150H208V149H210L211 147H213V144H215V143L217 142V140L220 141V140L224 139V137H226V139H227V138L230 139L231 136H233V139H234V135H236V134L239 133L240 138H242L241 134H242L243 132H244V134L246 133L247 136H248V134L250 133V132H249V130H250L249 127L253 126V127L255 128V126L257 127V126H259L260 124H262L261 122L264 121V97L261 96L260 94L257 95V94L253 91ZM86 90H87V89H86ZM91 90H92V89H91ZM96 90L98 91V90H100V89H96ZM105 90H107V89H104L103 91L106 92ZM123 90H124V88L122 89V91H123ZM128 90H131V89H128ZM174 90H175V89H174ZM222 90H223V91H222ZM245 90H246V89H245ZM44 91H45V90H44ZM46 91H47V90H46ZM46 91H45V92H46ZM67 91H69V90H67ZM131 91L134 92V90H131ZM161 91H163V89H162ZM164 91H165V90H164ZM164 91H163V92H164ZM203 91H204V92H203ZM208 91H209V90H208ZM220 91H219V92H220ZM243 91H244V90H243ZM246 91H247V90H246ZM262 91H263V90H262ZM26 92H27V91H26ZM45 92H43V93L46 94ZM117 92H118V90L116 91V93H117ZM165 92H166V91H165ZM217 92H218V91H217ZM227 92H228V91H227ZM231 92H232V90H231ZM250 92H251V91H249V92L247 91V93H250ZM263 92H264V91H263ZM263 92H260V93H263ZM21 93H22V92H21ZM38 93H41V92H38ZM38 93H37V94H38ZM43 93H42V94H43ZM48 93H49V92H48ZM64 93H65V91H64ZM91 93H93V94L95 95V93L93 92V90H92ZM100 93H101V91H100ZM113 93L115 94L114 90H113ZM118 93H119V92H118ZM134 93H135V92H134ZM166 93H167V92H166ZM208 93H209V92H208ZM214 93H215V94H214ZM223 93H224V94H223ZM254 93H255V94H254ZM30 94H31V93H30ZM49 94H50V93H49ZM72 94H74V93H71V95H72ZM128 94H129V91H128ZM131 94H133V93L131 92ZM131 94H129V96H130ZM191 94H193V93H191ZM243 94H244V96H247V97H246V101H243V100H242L243 97H241V95L243 96ZM28 95H29V93H28ZM34 95H35V94H34ZM38 95H41V94H38ZM38 95H37V96H38ZM91 95H92V94H91ZM101 95H102V94H101ZM107 95H108V94H107ZM205 95H206V93H205ZM211 95H210V96H211ZM252 95H253V96H252ZM254 95H256V96H254ZM259 95H260L261 97H260ZM263 95H264V93H263ZM29 96H31V95H29ZM37 96H36V97H37ZM54 96H55V95H54ZM54 96H52V97H54ZM81 96H82V95H81ZM92 96H93V95H92ZM103 96H105V94L102 95V98H103ZM114 96H117V97H118V94H117V95H114ZM133 96H134V95H133ZM192 96H193V95H192ZM201 96H202V97H201ZM21 97H22V96H21ZM33 97H34V96H33ZM36 97H35V98H36ZM39 97H40V96H39ZM41 97H44V95L41 96ZM55 97H56V96H55ZM57 97H60V96L57 94ZM57 97H56V102H57ZM62 97H63V96H62ZM78 97H79V96H78ZM78 97L76 98V100L78 99ZM86 97H90V96H86ZM93 97H94V96H93ZM93 97H92V99H94ZM98 97H99V96H98ZM112 97H113V94H112V96H111L110 98L112 99ZM163 97H164V95H163ZM195 97H196V96H195ZM227 97H228V96H227ZM227 97H225V98H227ZM13 98H14V97H13ZM35 98H34V99H35ZM46 98H47V97H46ZM50 98H51V97H50ZM65 98H66V97H65ZM102 98H100V99H102ZM104 98H106V97H104ZM115 98H116V97H115ZM120 98H121V96H120ZM130 98H131V97H130ZM132 98H133V97H132ZM134 98H136V97L134 96ZM161 98H162V97H161ZM200 98H201V99H200ZM214 98H215V99H214ZM233 98H234V97H233ZM235 98H234V99H235ZM238 98H237V100H238ZM244 98H245V97H244ZM37 99H38V98H37ZM70 99H71V98H70ZM121 99H122V98H121ZM121 99H120V101H121ZM158 99H159V98H158ZM164 99H165V98H164ZM193 99H194V98H193ZM195 99H194V100H195ZM203 99H204V100H203ZM234 99H233V100H234ZM12 100H13V99H12ZM18 100H19V98H18ZM21 100H22V99H21ZM45 100H46V99H44V102H46ZM47 100H48V99H47ZM79 100H80V99H79ZM81 100H82V98H81ZM85 100H86V98H85ZM85 100H84V101H85ZM87 100H88V98H87ZM95 100H97V99H95ZM95 100H94L93 103H96ZM107 100H108V99H107ZM117 100H118V98H117L115 101H114V99H113L112 101H114V102L111 103V101H110V104L112 105V104H114V103H117V102L119 101V100H118V101H117ZM123 100H124V99H123ZM126 100H127V99H126ZM128 100H129V99H128ZM159 100H160V99H159ZM161 100H162V99H161ZM194 100H193V102H192V105H193V103H194V104H197V102H195L196 100H195V101H194ZM219 100H220V98H219ZM235 100H236V99H235ZM237 100H236V101H237ZM51 101H52V99H51ZM51 101H50V102H51ZM73 101H74V102H73ZM84 101H83V102H84ZM91 101H92V100H91ZM120 101H119V103H120ZM130 101H131V99H130ZM133 101H134V100H133ZM165 101H166V100H165ZM200 101H201V103H200ZM205 101H206V102H205ZM236 101H232V102H229V103H233V105H234V103H236ZM11 102H12V101H11ZM50 102H49V104H51V103L54 102V101H52L51 103H50ZM62 102H64V100H63ZM75 102H76V103H75ZM77 102H79V101H75V99H71V101L68 102V105H69V106H73V105H75V104L77 105ZM80 102L83 104L82 101H80ZM97 102H98V100H97ZM123 102H124V101H123ZM138 102H139V101H138ZM145 102H147V101L145 100ZM218 102H219V101H218ZM221 102H223V100H222ZM64 103H65V102H64ZM70 103H71L72 105H71ZM103 103H104V101H103ZM140 103H141V102H140ZM147 103H149V102H147ZM160 103H161V101H160ZM219 103H220V102H219ZM226 103H227V101H225L223 104H226ZM55 104L58 106V107H56V109H57V108L59 109V107H61V105L59 106V104H57V103H55V102L53 103V107H52V105H49V106H51V108L54 109V107L56 106ZM61 104H62V103H61ZM89 104H90L89 107L91 108V106H93V105H92L91 102H89ZM96 104L98 105V103H96ZM96 104H95V107L93 106L95 109H96ZM101 104H102V101H101ZM101 104H100V106H101ZM136 104H137V103H136ZM206 104H205V105H206ZM208 104H209V103H208ZM214 104H215V101H214ZM87 105H88V101H87ZM118 105H119V104H118ZM140 105H141V104H140ZM145 105H146V103H145ZM148 105H149V104H148ZM192 105H191V106H192ZM202 105L200 106V108L203 107ZM215 105H216V104H215ZM227 105H228V104H227ZM230 105H231V104H230ZM230 105H229V106H230ZM233 105H232V106H233ZM46 106H47V105H46ZM78 106L80 107V110H81V104H80V103H78ZM103 106H104V105H103ZM103 106H102V107H103ZM121 106H122V108H123V105H121ZM130 106H131V105H130ZM142 106H143V104L141 105V109H142L141 113H142L143 110H145V109H146V110H145L146 113L149 112V111H150V113H151V111H154V110L152 109L153 107H152L151 109H149V107L147 108V106H146V107L143 106V108H142ZM149 106H150V105H149ZM206 106H207V105H206ZM212 106H213V105H212ZM218 106H219V105H218ZM239 106H240L241 108H240ZM93 107H92V108H93ZM102 107H101V108H102ZM118 107H119V109H120V106H118ZM192 107H193V106H192ZM225 107H226V106H225ZM49 108H50V107H49ZM51 108H50V109H51ZM64 108H65V107H63V108L61 109V112H62L63 110L65 111ZM90 108H89V109H90ZM106 108H107V107H106ZM106 108H105V109H106ZM113 108H114V107H113ZM124 108H125V107H124ZM155 108H156V107H155ZM203 108H204V107H203ZM214 108H215L214 110H216V106H215ZM217 108H218V107H217ZM239 108H240V109H239ZM15 109H16V108H15ZM52 109H51V110H52ZM77 109H78V111H79V108H78V107H77ZM89 109L86 108V110H85V109L82 108V110H84V112H86V113L83 112V114H84L83 117H82L83 119H81V118H80V119H81L82 121H85V120H84L85 118L88 119V120L90 119L91 122H90V123L87 122V123L90 125V128H91V126H92L91 123H92V120H93V119L91 120V118H89L90 116H88V115H90V113H92V109H90V110H89ZM97 109H98V108H97ZM109 109H110V106H109ZM117 109H118V108H117V106H116L114 109H112V107H111V109H110L109 111H108V109H107L106 112H104L105 110L103 111L102 109H101V111H100L99 109H98V110H99V112H102V111H103L105 115H106V114L108 115L109 113L111 114V111L113 110L112 112H113V113L115 112V114H112V115H113V116H116V115L119 113V112H117ZM147 109H148V110H147ZM238 109H239V111H238ZM93 110H94V109H93ZM98 110H97V111H98ZM125 110H126V108L123 110V112H125ZM198 110H201V109H199V107H198ZM209 110H210V108H209ZM222 110H223V109H222ZM228 110H229V109H228ZM78 111H76V112H78ZM89 111H90V112H89ZM127 111H128V110H127ZM145 111H144V112H145ZM212 111H213V110H212ZM48 112H49V111H48ZM52 112H53V114H54V110H53ZM61 112L58 113V114H62ZM65 112H67V111H65ZM74 112H75V111H74ZM74 112H73V113H74ZM79 112L82 113V111H79ZM79 112H78V115H81ZM94 112H95V110H94ZM94 112H93V113H94ZM196 112H198V111L196 110ZM206 112H207V111H206ZM210 112H211V111H210ZM214 112H216V111H214ZM239 112H240V113H239ZM55 113L57 114L56 111H55ZM87 113H88V114H87ZM93 113H92V114H93ZM121 113H122V110H121ZM121 113H119L120 116H123ZM129 113H130V111H129ZM135 113H137V112H135ZM135 113H134V116H136ZM141 113H140V114H141ZM152 113H153V112H152ZM155 113H158V112L156 111ZM216 113H217V112H216ZM216 113H215V114H216ZM49 114H51V113L49 112ZM53 114H52V116H54ZM58 114H57V116H61V115H58ZM85 114H87V117H88V118L86 117ZM125 114H127V113H125ZM147 114H148V113H147ZM207 114H208V113H207ZM62 115H63V114H62ZM65 115H66V114H65ZM78 115H77V116H78ZM95 115H96V112H95ZM95 115L93 114L94 117H95ZM138 115H139V114H138ZM209 115H210V114H209ZM219 115H220V114H219ZM219 115H218V117H220ZM235 115H236V116H235ZM35 116L37 117V115H35ZM52 116H51V117H52ZM93 116H92V118H93ZM97 116H98V114H97ZM99 116H100V115H99ZM101 116H102V115H101ZM108 116H111V115H108ZM117 116H118V115H117ZM156 116H158V115H156ZM156 116H154V114H153V117H156ZM194 116H195V115H194ZM210 116L212 117V115H210ZM210 116H208V117H210ZM33 117H34V115H33L32 117H30V118H33ZM61 117H62V116H61ZM63 117H64V116H63ZM84 117H85V118H84ZM103 117H104V116H103ZM150 117H152V116L150 115ZM66 118H67V117H66ZM101 118H102V117H101ZM101 118H100V120H101L100 122H102V119H101ZM118 118H119V116H118ZM125 118H126V115L124 116V119H125ZM129 118H131V117H129ZM129 118H128V121H131V119H129ZM134 118H136V117H134ZM138 118H139V117L137 116L136 120H138ZM141 118H142V116H141ZM156 118H157V117H156ZM212 118H213V117H212ZM220 118H221V117H220ZM223 118H224V117H223ZM12 119H14V118H12ZM33 119H34V118H33ZM35 119H36V118H35ZM76 119H77V118H76ZM78 119H79V118H78ZM94 119H96V118H94ZM122 119H123V118H122ZM190 119H192V117H191ZM221 119H222V118H221ZM29 120L31 121V119H29ZM29 120H28V122H29ZM51 120H52V119H51ZM58 120H59V118L57 119V121H58ZM61 120H62V119H61ZM64 120H66L65 118H63L62 121H63V122H68L67 120H66V121H64ZM110 120H111V119H110ZM114 120H115V119H114ZM114 120L112 119L113 122H114ZM141 120H142V119H141ZM150 120H152V119H150ZM150 120H149V121H150ZM160 120H161V118H160L158 121H160ZM211 120H213V122H211ZM34 121H36V120H34ZM57 121H56V122H57ZM77 121H78V120H77ZM77 121H76V122H77ZM93 121H94V120H93ZM96 121H97V119H96ZM96 121H94V122H96ZM107 121H109V120H107ZM112 121H111V122H112ZM133 121H134V120H133ZM138 121L140 122V120H138ZM138 121H137V122H138ZM172 121H173V120H172ZM191 121H192V120H191ZM226 121H225V122H226ZM11 122H12V121H11ZM11 122H10V123H11ZM28 122H27L26 125L29 126V123H30V122H29V123H28ZM59 122H60V120H59ZM59 122H58V123H59ZM69 122H70V120H69ZM85 122H86V121H85ZM103 122H104V124H107V125H108V129L111 128V127H110L111 124L109 125L108 123H105L104 120H103ZM120 122H121V121H120ZM126 122H127V120L125 121V123H126ZM187 122H188V121H187ZM192 122H193V121H192ZM46 123H47V122H46ZM52 123H53V122H52ZM82 123H83V122H82ZM82 123H79V124L82 125ZM87 123H86V125H87ZM97 123H99V122H96V124H97ZM129 123H130V122H129ZM131 123H133V124H137V123H134V122H132V121H131ZM142 123H143V121H142ZM147 123H148V120L146 119V123H145V127H144V128H146V126L148 127V124H147ZM152 123H153V122H152ZM189 123H190V122H189ZM50 124H51V123H50ZM63 124H64V126H63L61 123H59V125H61L62 128L64 127V128L62 129L61 127L59 128V126H58V128H57L56 123H55V128H56V130L61 131V129H62V131H63V130H65V128H68V127H69V125H68V127H67V125L65 126V124H67V123H63ZM94 124H95V123H94ZM94 124H93V125H94ZM114 124H116V122H114ZM117 124H118V123H117ZM120 124H122V123H119L118 125H115V126H120ZM126 124H127V123H126ZM133 124H131V125H133ZM139 124L141 125V122H140ZM149 124L151 125V123H149ZM153 124H155V122H154ZM158 124H159V123H158ZM166 124H167V123H166ZM182 124H183V123H182ZM15 125H16V124H15ZM15 125H14V127H15ZM18 125H19V124H18ZM18 125H17V127H18ZM51 125H52V124H51ZM53 125H54V123H53ZM57 125H58V124H57ZM83 125H84V124H83ZM83 125H82V126H83ZM89 125H87V126L89 127ZM98 125L100 126V125H103V124H102V123H101V124L99 123ZM127 125H129V124H127ZM140 125H139V126H140ZM192 125L194 126V125H196V123L191 124V126H192ZM262 125L264 126V124H262ZM41 126H42V125H41ZM74 126H75V124H74ZM111 126L114 127V125H111ZM125 126H126V125H125ZM134 126H135V125H134ZM29 127H30V126H29ZM53 127H54V126H53ZM70 127H71V126H70ZM75 127H76V126H75ZM78 127H79V126H78ZM103 127H104V125H103ZM103 127H102V128H103ZM105 127H106V125H105ZM120 127H121V126H120ZM127 127H128V126H126V128H127ZM132 127H133V126H132ZM135 127H137V126H135ZM154 127H156V126L154 125L153 128H154ZM189 127H190V126H189ZM253 127H251V128L253 129ZM261 127H262V126H261ZM15 128H16V127H15ZM45 128H46V127H45ZM72 128H73V127H72ZM72 128H70V129H72ZM83 128H84V127H83ZM83 128H82V129H83ZM96 128H97V126H96ZM128 128H129V127H128ZM133 128H134V127H133ZM140 128H141V126H140ZM150 128H151V127H150ZM153 128H151V129H153ZM169 128H170V126H169ZM183 128H185V127H183ZM183 128H182V129H183ZM191 128L194 129L195 127H191ZM262 128H263V127H262ZM12 129H13V130H12V132H13V131H14V128H12ZM20 129H21V128H20ZM43 129H44V128H43ZM70 129H69V128L67 129L69 133H71V132H70ZM78 129H79V128H78ZM93 129H94V128H93ZM97 129H98V128H97ZM97 129H96V130H97ZM100 129H101V128H100ZM103 129H106V128H103ZM123 129H125V128H123ZM188 129H189V128H188ZM198 129H199L200 131H198ZM248 129H249V130H248ZM256 129H257V128H256ZM256 129H253V130L256 131ZM7 130H8V129H7ZM35 130H37V129H35ZM51 130H52V129H51ZM84 130H85V128H84ZM86 130H88V129L86 128ZM86 130H85V132H86ZM16 131H17V130H16ZM16 131H14V132L16 133V134L14 133L15 135H17V132H18V131H17V132H16ZM62 131H61V133H62ZM76 131L78 132L79 130H77V128H76ZM80 131H81V126H80ZM124 131H126V129L123 130V132H124ZM142 131H143V130H142ZM145 131H146V132L148 131L147 133L149 134V136H151V138L148 136V134H147V136H148L151 140L154 139L153 136L149 133V128L146 129ZM182 131H183V130H182ZM196 131H197V132H196ZM201 131H202V133H201ZM247 131H248L249 133H247ZM250 131H252V130H250ZM55 132L57 133V131H55ZM85 132H84V133H85ZM87 132H88V131H87ZM89 132H90V131H89ZM89 132H88V133H89ZM92 132L94 133L95 131H91L89 135L92 134V137H93L94 135H96V139H97L98 137H101L102 134H103V135L105 134L106 137H107V134H106L107 131L100 132L99 130H97V131H96L97 134L94 133V135H93ZM105 132H106V133H105ZM115 132H116V131H115ZM123 132H121V133H123ZM131 132H132V131H131ZM138 132H139V130H138ZM157 132H158V131H157ZM232 132H236V133L233 134ZM256 132H257V131H256ZM258 132H259V131H258ZM58 133H59V132H58ZM58 133H57V134H58ZM79 133H80V132H79ZM98 133H100V134H98ZM101 133H102V134H101ZM111 133H112V131H111ZM111 133H110V134H111ZM125 133H126V132H125ZM127 133H128V131H127ZM259 133H260V132H259ZM261 133H262V130H261ZM10 134H11V133H10ZM14 134H12V136H13ZM36 134H37V133H36ZM63 134H65V135L67 136V138H68V133H66V130H65L62 134H60V135H63ZM72 134H73V132H72ZM130 134H131V133H130ZM130 134H129V135H130ZM137 134H138V133H137ZM145 134H146V133H145ZM15 135H14V136H15ZM53 135H54V138H55V134H53ZM53 135H52V139H53ZM60 135H57L56 137H60ZM65 135H63L62 137L65 138ZM70 135H71V134H70ZM70 135H69V136H70ZM83 135H84V134H83ZM98 135H101V136H98ZM117 135H118V132H117ZM125 135L127 136V134H124V135H123V138H124V139H125V137H126ZM129 135H128V136H129ZM133 135H134V134H133ZM142 135H143V133H142ZM191 135H192V136H191ZM200 135H199V136H200ZM242 135H243V134H242ZM249 135H251V133H250ZM253 135H254V134H253ZM39 136H40V135H39ZM41 136H42V135H41ZM50 136H51V135H50ZM72 136H73V135H72ZM112 136H113V135H112ZM128 136H127V137H128ZM143 136H145V135H143ZM254 136H257V135H254ZM44 137H46V136H44ZM62 137H61V138H62ZM80 137H82V136L80 135ZM89 137H91V136H89ZM92 137H91V138H92ZM127 137H126V139L128 140ZM133 137L135 138V136H133ZM235 137H236V136H235ZM12 138H13V137H12ZM12 138H11V139H12ZM16 138H18V136H17ZM19 138H22V137H19ZM42 138H43V137H42ZM67 138H66V139H67ZM71 138H72V137H71ZM75 138H76V137H75ZM75 138H73V140H74ZM91 138H90L89 141H91V140L95 141L94 138H93V139H91ZM121 138H122V137H121ZM130 138H132L131 135H130ZM130 138H129V139H130ZM149 138H147L146 140H149ZM168 138H169V137H168ZM197 138H198V140H197ZM200 138H201V136H200ZM237 138H238V137H237ZM250 138H253V137H249L248 139L246 138V139L248 140V142H250V141H249ZM255 138H256V137H255ZM255 138H254V139H255ZM59 139H60V138H59ZM59 139H58V140H59ZM66 139H65V140H66ZM76 139H77V138H76ZM101 139H102V138H101ZM114 139H116V138H114ZM117 139H118V137H117ZM136 139H137V138H136ZM156 139H157V138H156ZM233 139H232V140H233ZM244 139H245V138H244ZM17 140L19 141V139H16V141H17ZM55 140L57 141L56 138H55ZM61 140H63V139H61ZM61 140L58 141L60 144L58 143L57 147L60 145L61 147H58V148H61L62 150L60 149L61 151H60V153H59V152H58L59 149H57V150H58L57 152H58L59 154H61V155H62V152H64V154L66 155L67 152H65V151H68V152L72 151V149H71V142L68 143V142H69V139H67L68 142H62ZM77 140H78V139H77ZM84 140H85V139H84ZM98 140H100V139L98 138ZM98 140H97V141H98ZM112 140H113V138H112ZM138 140L140 141V139H139V135H138ZM143 140H144V139H143ZM232 140H231V143H233ZM247 140H245V141H247ZM36 141H37V140H36ZM70 141H72V140H70ZM89 141H85L86 144H87ZM97 141H95V142H97ZM104 141H105V144H103V147H99V148H97V149H99V150L96 149V146H97V145H98V146H102V145H100V144H102L103 142H101L100 144H97L96 146H95L96 143H95V144H92V143L90 142L91 144H90V143L87 144L88 147H89L88 150L90 149V151H91L90 153H92V156H93V157H94V154H93V153H96V152H95L96 150L99 152V155H101V153H103V154L105 153V155L102 154V156H100V159H101V157L106 156V152L111 153V154H109L111 157H108V158L106 157V159H105V158H102L103 161H102V160L100 161V159H98V158L95 159V160H94V163L92 162L93 166L91 165V167H90V168H92L93 170L90 171L91 169H89V171H88L87 174H89V173H90V174H93L92 172L95 171L98 167H99L98 169H100V170H102V171H108V170L111 169L112 166H117V164H118V160H117L116 157H113V155H115V156L117 155L116 152H115L116 154H114V151H115V150H114V149H115L114 145H118L119 143H116V141H111V140L109 141V138H106ZM132 141H133V143H135L136 140L133 139V140H131L130 142H132ZM233 141H234V140H233ZM245 141H244V142H245ZM19 142H21V141H19ZM46 142H47V141H46ZM72 142L74 143L75 140L72 141ZM99 142H100V141H99ZM99 142H98V143H99ZM128 142H129V141H128ZM130 142H129V143H130ZM149 142H150V140H149ZM187 142H189V143H187ZM225 142H226V141H225ZM251 142H252V141H251ZM17 143H18V142H17ZM31 143H32V142L27 143V145H28L27 147H29V144H31ZM35 143H36V142H34V144H35ZM54 143H57V142H53L52 144H54ZM61 143H62L63 145L65 144V145L63 146V145H61ZM75 143H76V142H75ZM120 143H121V144H119V145H121L122 149H125V150H126V147L124 148V146H125L124 141L121 140ZM150 143H151V142H150ZM157 143H158V142H157ZM25 144H26V143H25ZM46 144H48V143H46ZM89 144H90V145H89ZM127 144H128V143H127ZM137 144H138V143H137ZM140 144H141V143H140ZM143 144H145V143H143ZM146 144H147V143H146ZM146 144H145V145H146ZM154 144H155V143H154ZM186 144H187V145H186ZM128 145H129V144H128ZM145 145H144V146H145ZM156 145H157V144H156ZM218 145H220V144L218 143ZM16 146H17V144H16ZM18 146H19V145H18ZM22 146H23V145H22ZM31 146H32V144H31ZM45 146H46V145H45ZM45 146H43L44 148H43V147H41V148H43L42 151H44V149H45V152H47V150H49V146H47V147H45ZM55 146H56V144H55ZM62 146L64 147V149L62 148ZM66 146H69V147H67V150H66ZM72 146H74V145L72 144ZM78 146H81V145L79 144ZM84 146H86V145H84ZM130 146H131V145H129V146H127V147L130 148ZM134 146H136V145L134 144ZM215 146H216V145H215ZM215 146H214V147H215ZM23 147H24V146H23ZM25 147H26V146H25ZM25 147L23 148V150L25 149ZM51 147H53V148H51L50 150H51V152H53L56 148L54 147V145L51 146ZM82 147H83V146H82ZM117 147H118V146H117ZM121 147H119V148L121 149ZM150 147H151V146H150ZM150 147H149V149H150ZM152 147H153V146H152ZM181 147H182V146H181ZM18 148H19V147H18ZM54 148H55V149H54ZM68 148H70V150H69ZM72 148H74V147H72ZM80 148H81V147H80ZM100 148H101V150H100ZM102 148H105V149H102ZM134 148H135V147H134ZM16 149H17V148H16ZM19 149H20V152H19V153H21V152L23 153V150H21V147H20ZM26 149H27V148H26ZM34 149H35V148H34ZM46 149H47V150H46ZM53 149H54V150H53ZM78 149H79V148H78ZM78 149H76V147H75V149H73V150H74V151H75V150L78 151ZM81 149H82V148H81ZM120 149H119V150H120ZM184 149H185V147H184ZM213 149H214V148H213ZM215 149H216V148H215ZM52 150H53V151H52ZM83 150H85V149H83ZM83 150H82V151H83ZM86 150H87V149H86ZM88 150H87V152H88ZM112 150H113V151H112ZM147 150H148V149H147ZM152 150L155 151L154 148H153ZM182 150H183V149H182ZM211 150H212V149H211ZM16 151H17V150H16ZM42 151H41V152H42ZM55 151H56V150H55ZM74 151H72V152H74ZM105 151H106V152H105ZM110 151H112V152H110ZM120 151H121V150H120ZM137 151H139V147H138V150H137ZM137 151H136V154H137ZM140 151H141V150H140ZM180 151H181V150H180ZM189 151H190V152H189ZM24 152H25V150H24ZM45 152H43L44 155L46 154ZM72 152H71V153H72ZM78 152H79V151H78ZM98 152H97V153H98ZM185 152H186V153L189 152V154H188V153L185 154ZM214 152H215V151H214ZM75 153H77V152H75ZM90 153L88 152V153H86V154H90ZM121 153H122V152H121ZM146 153H147V152H146ZM158 153H159V152H158V150H157V152L152 153V155H151V154H150V155L147 154V155H148V157H152V158L154 159V158H156V157L159 156ZM10 154H11V153H10ZM25 154H26V153H25ZM25 154H23V155H25ZM36 154H39V156H36ZM53 154H54V153H53ZM56 154H57V153H55L54 155H56ZM64 154H63V155H64ZM67 154H68V153H67ZM72 154H73V153H72ZM78 154H79V153H78ZM132 154H133V151L130 152V149H129L128 152H125V151L123 150V153H122L123 157H126V158H127V157H129V158L132 157V158H135V156L133 157ZM162 154H163V152H161V155H162ZM192 154H193V153H192ZM23 155H22V156H23ZM32 155H33V156L35 155V156H34L35 158H33V160H34V159L36 160V157H38L37 159H40L39 157L42 156V154H41L40 152H38V151H37L36 153L33 152ZM40 155H41V156H40ZM54 155H53V156H54ZM65 155H64V157L61 156V157L64 158V162L66 161V159H67V160L70 159V158H69V159H68V158H65V157H66ZM82 155H83V157H82ZM84 155H85V152H82L80 155H78V156H80L81 158H84V159H83L84 161H83V160H82V161L80 160L81 162H83L81 168H82V167H85V165H86V167H87V166H88L87 164L89 163V162H85V159H86V161L88 160V155H87V158H85L86 156H84ZM90 155H91V154H90ZM130 155H131V156H130ZM137 155H138V154H137ZM137 155H136V157H137ZM147 155H146V154L144 155V157L146 156L145 158L143 157L144 160H145V159H146V160L149 159V158L147 157ZM25 156H26V155H25ZM30 156H31V155H30ZM46 156H47V154H46L45 156L42 157V158H44V159L46 158V161H48V160H52V159H54V158L56 157V156H54V157L51 156V158H50V157H48V156L46 157ZM49 156H50V155H49ZM70 156H71V154H70ZM73 156H74V154H73ZM162 156H163V157H164V156L166 157V155H164V154H163ZM177 156H178V155H177ZM180 156H181V155H180ZM27 157H29V156L27 155ZM27 157H26V158H27ZM59 157H60V155H59ZM59 157H58V158H59ZM89 157H90V156H89ZM93 157H92V158H93ZM97 157H98V156H97ZM121 157H122V156H121ZM123 157L121 158V160L126 159V158L123 159ZM175 157H176V156H175ZM23 158H24V157H23ZM31 158H32V156H31ZM31 158L29 159V161H32ZM48 158H49V159H48ZM56 158H57V157H56ZM75 158H76V157H75ZM77 158H78V157H77ZM137 158H138V157H137ZM141 158H142V157H141ZM141 158H140V159H141ZM159 158H160V157H159ZM27 159H28V158H27ZM60 159H62V158H60ZM138 159H139V158H138ZM138 159H137V160H138ZM176 159H177V158H176ZM181 159H182V158H181ZM35 160H34V161H35ZM54 160H56V159H54ZM57 160H59V159H57ZM76 160H77V159H76ZM90 160H91V159H90ZM90 160H89V161H90ZM137 160H136V161H137ZM146 160H145V161H146ZM155 160H156V159H155ZM162 160H163V159H162ZM44 161H45V160H44ZM77 161H79V160H77ZM77 161H76V164L79 163V162L77 163ZM119 161H120V160H119ZM150 161H152V160H150ZM49 162H50V161H49ZM53 162H54V161H52V163H53ZM60 162H61V161H58V164H59ZM62 162H63V160H62ZM70 162H71V161H70ZM81 162H80V163H81ZM127 162H128V161H127ZM139 162H141V161H139ZM152 162H153V161H152ZM71 163H72V162H71ZM71 163H70L69 166H71ZM80 163H79V165H80ZM84 163H85V164H84ZM122 163H123V162H122ZM125 163H126V161H125ZM143 163H144V162H143ZM154 163H155V162H154ZM53 164H57V163L55 162V163H53ZM60 164L63 165V163H60ZM68 164H69V163H68ZM149 164H150V163H149ZM152 164H153V163H152ZM152 164H151V165H152ZM64 165H65V163H64ZM72 165H73V164H72ZM83 165H84V166H83ZM123 165H125V164H123ZM72 167H74V166H72ZM78 167H79V166H77V168H78ZM118 167H120V166H118ZM74 168H75V167H74ZM81 168H80V169H81ZM116 168H117V167H116ZM84 169H85V168H84ZM94 169H95V170H94ZM112 169H113V168H112ZM87 170H88V169H87ZM87 170H86V171H87ZM81 171H82V169H81ZM102 171H101V172H102ZM83 173H84V171H83ZM96 173H97V172H96ZM98 176H99V175H98ZM89 177H90V176H89ZM58 241H59V240H58ZM44 246H46V247H44ZM14 247H15V246H14ZM58 248H61V250H59ZM62 248L65 250V249H69V248H71V247L68 246V245H65V244H63V243H53V244H47V245L40 244V249H42V250H44V251H50V252H51L52 250H56V249H57L58 252L60 253V251H64ZM10 249H12V248H10ZM16 249H17V247H16ZM16 249H15V250H16ZM25 249H26V248H24V250H25ZM0 250H1V249H0ZM2 250H3V249H2ZM2 250H1V251H2ZM18 250H21V249L18 248ZM18 250H17V251H18ZM29 250H30V248H29ZM31 250H34V249L31 248ZM69 250H70V249H69ZM26 251H27V250H26ZM24 252H25V251H24ZM24 252H23V253H24ZM27 252H28V251H27ZM27 252H26V253H27ZM35 252H36V251H35ZM53 252H54V251H53ZM56 252H57V251H56ZM66 252H67V251H66ZM2 253H3V252H2ZM16 253H17V252H16ZM30 253H31V252H30ZM72 253H74V251H73ZM0 254H1V252H0ZM36 254H37V252H36ZM36 254H35V255H36ZM39 254H40V253H39ZM49 254H50V253H49ZM56 254H57V253H56ZM17 255L19 256V254H17ZM46 255H47V254H46ZM71 255H72V254H71ZM14 256H15V255H14ZM14 256H13V257H14ZM20 256H22V253L20 254ZM25 256L29 257V256L26 255V254H25ZM25 256L23 255L22 257H18V259H19V258H23V257H25ZM31 256H32V254H31ZM31 256H30V257H31ZM51 256H52V255H51ZM53 256H54V255H53ZM74 256H75V255H74ZM15 257H16V256H15ZM48 257H49V255H48ZM68 257H69V256H68ZM182 257L184 258V256H182ZM16 258H17V257H16ZM16 258H15V259H16ZM43 258H44V257H43ZM46 258H47V257H46ZM183 258H179L178 260H183ZM185 258H186V257H185ZM0 259H1V258H0ZM24 259H25V258H24ZM24 259H23V261H24ZM56 259H57V258H56ZM56 259H55V260H56ZM61 259H62V258H61ZM78 259H79V258H78ZM186 259H187V258H186ZM20 260H21V259H20ZM35 260H36V258H35ZM47 260H48V258H47ZM68 260H69V259H68ZM139 260H140V259H139ZM188 260H189V259H188ZM188 260H187V261H188ZM16 261H17V259H16ZM18 261H19V260H18ZM28 261H29V259H28L26 262H28ZM36 261H37V260H36ZM41 261H42V260H41ZM43 261H44V259H43ZM61 261H62V260H61ZM108 261H109V260H108ZM158 261H159V260H158ZM187 261H186V262H187ZM19 262L21 263L22 261H19ZM24 262H25V261H24ZM26 262H25L24 264H26ZM50 262H51V261H50ZM116 262H117V261H116ZM134 262H137V261H134ZM178 262H179V261H178ZM188 262H189V261H188ZM188 262H187V263H188ZM16 263H18V262H16ZM20 263H19V264H20ZM43 263H45V262H43ZM132 263H133V262H132ZM175 263H177V262H175ZM181 263H184V262H181ZM27 264H28V263H27ZM29 264H32L31 260H30ZM34 264H36V263H34ZM67 264H68V263H67ZM72 264H73V263H72ZM110 264H112V263H110ZM129 264H131V263H129ZM145 264H146V263H145ZM171 264H172V263H171ZM177 264H179V263H177ZM185 264H186V263H185ZM202 264H203V263H202Z\"/></svg>",
  "mask_w": 264,
  "mask_h": 264
},
{
  "label": "crops",
  "instance_id": "obj_3",
  "mask_svg": "<svg viewBox=\"0 0 264 264\" xmlns=\"http://www.w3.org/2000/svg\"><path fill=\"white\" fill-rule=\"evenodd\" d=\"M46 188V190H49L50 191V188L49 187H45ZM59 205H61V204H55L54 202H51V203H47L46 204V206H47V208L46 209H49V211L50 212H57V211H59V214H62L63 213V211H62V206H59ZM44 247H46V246H44Z\"/></svg>",
  "mask_w": 264,
  "mask_h": 264
}]
</instances>
